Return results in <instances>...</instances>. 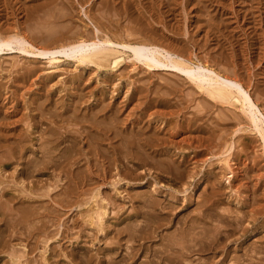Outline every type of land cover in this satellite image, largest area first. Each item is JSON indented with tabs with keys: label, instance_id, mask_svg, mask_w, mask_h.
I'll use <instances>...</instances> for the list:
<instances>
[{
	"label": "rangeland",
	"instance_id": "1",
	"mask_svg": "<svg viewBox=\"0 0 264 264\" xmlns=\"http://www.w3.org/2000/svg\"><path fill=\"white\" fill-rule=\"evenodd\" d=\"M38 1L39 0H36V1L35 0H20V1L19 0H16V1L15 0H6V1L0 0V33H10V31H12V32L17 31L21 35L24 34L23 36L26 39L24 42L23 41L14 42L9 47H4V49L0 51V98H1L0 102H2V103H0V118H1L0 122L3 120L4 122L2 121L3 123L1 126L6 128V129L5 128L1 129L0 132H3L6 135L11 134L10 136H12L13 133L16 134V131L19 130V132L17 134L25 135L24 133L28 134V132H29L30 136H28V137H31L30 139L27 138V140H29L28 142H30V143H28L26 141V144L24 146H27L26 148H28V149H26V148H24V150L22 149V151H26V152H22L24 154L22 155L21 159H20V155H18V153H15L10 158L11 160H9V159L7 160V157L10 156V155H8L9 153L7 151L10 150L12 152V149L10 147H12V145L16 144V138L15 137L17 134L15 136H12V138L9 137L11 139V141L8 138V140L6 139V140L0 142V148H1L0 151L2 150V152H0V158H2L3 154H5L4 158H2V160H7V163H8V165L5 167L0 165L1 166L0 167V174H1L0 181L3 178L1 183H0V188L4 191V194L2 196H0V202L5 201V203H3V202H1L2 204L0 203L1 204L0 208L2 205H3L2 209H4L3 207L8 206V208L6 207L7 210H5V211L9 212V213H6L7 215L5 216V221H8V219L11 220V222L8 221V222H5V224H1V226L6 225L5 227L0 226V228H2V230L5 228H7V229L5 230V232H4V230L2 231V232H4L3 234L0 233V239H1L0 241L1 242L5 241V239H8L9 235L12 234L11 238H9L10 242L8 241L7 243H5V246H4L5 250H3L4 248L2 249V247L0 246V248L2 250L1 251L2 253L0 252V261H1L0 264H9L11 262L10 256L8 257V255H10V254H8L7 251H12L14 249L15 250H22V247L20 245L21 240L23 242V243H21L22 246L24 244L28 247V249H30V250L33 249L32 252H30V250H29V253L31 255L28 253L27 259H30V260L33 259L35 261L34 264L36 262H38V264H40V263H42V264H44V263L45 264H47V263L55 264V262H56V264H67V262L70 264H81V263L87 264L86 260L88 261V263L90 262L89 264H120V263L124 264L122 257H124V255H125V257H128V254L131 250L134 251L135 248H137L138 246L140 247L139 243H143V246H145V247L147 246V247L144 248L145 251L144 250L138 251V253L135 255V262L136 263L135 262L133 263V264H140V263L142 264V262L147 261L150 258L149 256L155 248H156V250L157 249L158 250L163 249V244H164V248H165V244H167L166 245V251L168 250L167 252H171L172 251L171 248L168 247L169 243H171L170 245H173L174 247L173 246L172 247L175 249V247L178 248L181 245L186 244V242H189V244H191L193 242L196 243V240L200 241L201 239H204V237H206L204 235H208V237H206L204 239L206 241L210 240V238H213L214 235H217L218 239L217 238L216 239L218 241V246H219L217 250H219V251H217L215 254H213L212 251H208V250L205 251L204 250V251H202L204 254L202 252L197 253L198 255L194 254L193 256H191L192 260H193L192 264H197V263L198 264H203V263L207 264L208 261H210L211 259L213 260L214 258H215L214 261H216V259H219L218 257H220L222 250H224V251L229 250V253H231L229 259L232 257V255L233 256L237 255V256L241 257V259L239 260L241 262H239L238 264H240V263L241 264H247L249 262L250 257L247 255L245 256L243 254L244 252H247V254H249V255L252 252L253 256H255V257L252 256L250 258V260H253V262H255L256 259L260 256L261 258L259 257L257 259V263L262 261L261 264H263L264 262L262 259L264 258V254H263L264 253V219H263L264 218V206H262V205L264 204V200H263L264 199V193H263L264 192V183H263L264 182V180H263L264 179V153H263V148H262V140L259 137V134L256 132V130L254 128H252L253 125L249 123V120L247 118V115H246L247 110L244 108V110L241 111L240 106L236 102L230 103L231 105L230 104L228 105V103L225 104L222 102L220 103V101L216 102V100H214V99L211 100L212 98H210L206 93H204L205 91L199 90L195 86V84L192 81H190L189 78H187L188 77L187 75L179 72V70H177L175 68H172L170 66H164V65H159V66H156L155 68L154 67H148L144 64V62H143L144 58H142V57H141L142 59L140 58L141 60L139 62L136 61L135 59H133L132 56H129V54L131 53L132 50L130 48H128L127 46H122V43H124L125 45L131 44V46H136V43H137L136 41H138V40L139 41H145V42L149 41L150 43L159 45L165 49L168 48L167 51H165V50L161 51V57H163L162 55L164 53V55H165L164 57L167 58V59H165L163 57L162 58L163 60L169 61L170 59L177 57V58L184 59L186 61H193V62H195V64L193 63L194 68H195L196 63L200 64L202 62V63L209 65V67H211L213 69L215 68L214 70H217V71L224 73V74H228L230 77H235L239 81H241L242 84L244 83L243 86L245 87V89H247L248 93L251 95V97L254 99V101H256V104L259 105V107H261V110H264V72H263L264 71V49H263V47H264V40H263V38H264L263 37L264 36V34H263L264 33V28H263L264 22H262V24L260 23L261 20L264 21V19H262V18H264V12H263L264 11L263 10L264 9V0H262V1L261 0H258V1L254 0L255 3H253L254 2L253 0L252 1H250V0H242V1L241 0L240 1L239 0H166V1L165 0H116L115 2H114V0H111L110 2H109V0H56V2H58V3L54 2L55 0H53L52 4H50V5L48 3H50L52 0H50V1L49 0H45V1L40 0L41 2L40 1L38 2ZM59 1H61V2H59ZM62 1L65 3H63ZM159 1H161V2H159ZM162 1L164 2L165 5L162 3ZM247 1H248V3H247ZM43 2H45V3L43 4ZM46 2H48L47 5H45ZM209 2H211V3H209ZM262 2H263V4H262ZM34 3H35V5H34ZM41 3L45 7L42 6ZM256 3H258V4H256ZM55 4H57V6ZM158 4H160V5H158ZM250 4H252V5L254 4L253 7L255 9L251 8L252 5H250ZM23 5H24V7H23ZM30 5H31V7H30ZM38 5L40 6V9L43 7L41 9L42 11L39 9ZM64 5H65V7H63ZM261 5H263V7ZM34 7H37V10H40V11H37L36 8H34ZM59 7H61V8H59ZM168 7H169V9H168ZM257 7L259 8V10H256V9H258ZM238 8H239V10H238ZM250 8H251V10H249ZM32 9H34V10H32ZM31 10H32V13H31ZM52 10H53V13H52ZM54 10H55V12H54ZM252 10H253V13H251ZM258 11H260V12H258ZM26 12H28V14ZM35 12L36 13L39 12V13L36 14ZM30 13L32 14V16L30 15ZM63 13H65L67 15L68 20L64 19V18H66L65 14H64V17H62ZM259 13L263 14V15H260ZM50 14H52V15H50ZM57 14L60 18L57 16ZM257 14H259V15H257ZM55 15L57 16V18ZM252 15H254V17L258 18L259 20L258 19L256 20V18L251 17ZM23 16L24 17L26 16V17L24 18ZM37 16L38 17L40 16V18H39L40 20L38 19ZM48 16H50V17L52 16V19L53 18L54 19L50 20V17H48ZM218 17L221 19H219ZM32 18L35 21L31 20ZM251 18H253V22H256L255 24L252 22ZM26 19H28V20H26ZM59 19H60V21H59ZM54 20L57 22H55ZM213 20H216V21H213ZM44 21H45V23H44ZM258 22L262 26L261 25L259 26ZM218 23H219V25H218ZM220 23H222L223 25ZM215 24H217V25L215 26ZM64 25H65V28L67 26V29L70 30L69 33L64 28ZM249 26L254 27V28L256 27L257 30H259V29L260 30L258 32L256 29H254V28L251 29V27H249ZM7 27H9V30ZM10 27H12L13 29L11 28V30H10ZM16 27L19 29H17ZM148 27H149V30L147 29ZM207 27L208 28L210 27L209 28L210 30ZM259 27H261V28H259ZM151 28H153V30ZM226 28H228V30H226ZM41 29L42 30L44 29V30L42 31ZM38 30H41V31H38ZM59 30H61V32H58V34L60 33L62 35L65 32L62 36L59 35L61 38L59 37L58 40H60V41L57 40V37H58L57 31H59ZM62 30H63V32H62ZM212 30H214L215 33ZM253 30H254V33H253ZM27 31H28V33H27ZM49 31L52 33H50ZM216 31H218V32H216ZM250 31H252V32H250ZM260 31H262L263 33H261ZM30 32H33V33L30 34ZM39 32H42V34H44V37ZM256 32H258L259 35L260 34L263 35V36L260 35L262 38L257 36L258 34ZM53 33L54 34L56 33L55 34L56 36ZM213 33L215 35H213ZM255 33H256V38H255ZM32 34H33V36H32ZM235 34H236V36H235ZM36 35H40L41 38L43 37V39L41 40L40 36L36 37ZM45 35H47V36H45ZM49 35H51V36L49 37ZM52 35H54V36H52ZM79 35L87 37L88 38L87 43H92L94 40H97L98 37L100 38V37H104L106 35L107 37H109L112 40L111 43H106L107 45H105L104 43H98L96 45V47L97 48L102 47V45L104 47L105 46L107 47L109 45L110 47L108 46L107 48H113V50L116 49V50L120 51L119 54L123 57V60H121V62L116 66H114L112 61H110V60H109L110 62L109 61L108 62H106V61L101 62L98 65L95 63H91V62L90 63L89 62H86V63L82 62L81 63V62L75 61L71 55L65 56L63 53H56L55 54L56 57H59L60 59H66V61H64V63L62 64V66L60 68H54L51 64H49V60L51 57L50 54L36 55V53H30L29 51H23V49H24L23 47H25V48L28 47V46H26V45H28L26 41H29L30 43H33L35 45H39V44L44 45L47 43L50 45V47H52L53 45L57 46L60 43H62L64 41H68V39L69 40L73 39L74 37L79 36ZM130 35H132V36H130ZM228 35H230V36H228ZM30 36H32V39H30L31 38ZM34 36L36 37V39ZM47 37H48V39H47ZM54 38H55V41H53ZM65 38H67V40ZM44 39L45 40L47 39V40L45 41ZM50 40H51V43L53 42V44L48 43V42H50ZM130 40H131V42H130ZM133 40H135V41H133ZM33 41L34 42L38 41V42L36 44ZM213 41H215V42H213ZM222 41L224 43H222ZM234 41H235V43H234ZM22 42L25 45V46L23 45V47L21 46ZM39 42H41V43L43 42V43L41 44ZM54 42H56V43H54ZM256 45L259 46L260 48L257 47ZM28 48H30V47H28ZM253 48H254V50H253ZM66 52H70V51L66 50ZM221 52H223V53H221ZM258 53H260V54H258ZM176 55H178V56H176ZM101 66H103V67H101ZM195 70H196V68H195ZM28 71H29V74H28ZM106 72H107V74H105ZM192 73H193V71L191 72V74ZM20 74L21 75L23 74L22 75L23 77ZM19 75H20V77H19ZM26 76H27V78H26ZM23 84H24V86H23ZM111 84H113V85H111ZM39 88L40 89L42 88V89L40 90ZM15 89H16V91H15ZM17 89H20V90L18 91ZM39 90L41 93L39 92ZM43 91H45V92L48 91V92H46V93H48L47 96L45 95L46 94L45 92H44L45 94L43 93ZM90 92H92V94H90ZM22 93H23V95H22ZM28 93L31 94V96ZM20 94L23 96L22 99L19 97V96H21ZM32 94L34 95V97H32L33 96ZM73 94L74 95L76 94V95L74 96ZM136 94L138 96H136ZM12 96L14 99L12 98ZM50 96H51V98L53 97L52 101L50 99ZM80 96H81V98H80ZM4 97L5 98L7 97V99H5ZM46 97H48V98H46ZM3 98H4V100H3ZM8 98H10V99H8ZM33 98H34V100H33ZM36 98H40L39 99L40 102ZM73 98H75V99L73 100ZM77 98L79 100H77ZM82 98H83V101H82ZM100 98H101V101H100ZM255 98H257V99H255ZM28 99L31 100L32 102L29 101ZM41 99H42V102L43 101L45 102V103L43 102L44 104H41L42 103ZM47 99L48 100L50 99L49 100L50 103L47 101ZM11 100H13L12 101L13 104L11 103ZM22 100L26 101V103ZM54 100H56V105H53V104H55ZM70 100L72 101L73 104H71ZM75 100H77L76 102H78L77 106H76V102H74ZM204 100L208 103H206ZM79 101H82V102H79ZM46 102H48V103H46ZM20 103H22V104L19 106ZM58 103L59 104L64 103V104L63 105L60 104V106H59ZM68 103H69V105L71 104L73 107L72 106L70 107L68 105ZM79 103H80V105L78 106ZM95 103H97L98 105H96ZM99 103L101 105H99ZM203 103H204V105H203ZM5 104L6 105L8 104L7 106L9 107V109ZM57 104H58V106H57ZM105 104L107 107L103 106ZM132 104H134V105H132ZM108 105H109V108H108ZM13 106H15V107H13ZM24 106H26L25 109H24ZM47 106L49 107V109H47L48 108ZM50 106H51V108H50ZM52 106H54L55 109ZM55 106H57V107H55ZM80 106H82L84 108H82ZM88 106H90V107H88ZM100 106H101V108H99ZM31 107L37 111L33 112L32 111L33 109ZM61 107L63 108V110ZM74 107L78 108L77 110L80 109L79 111H81V112H79L77 110H73V109H75ZM102 107H104V108H102ZM237 107H238V109H237ZM3 108H4V110H3ZM22 108L24 110H22ZM56 108H58V109H56ZM85 108H87L86 111H85ZM92 108H93L94 112L98 108L101 109V111L98 109V111H96L98 113L96 114V112H95V114H93V112L91 113ZM44 109H46V110H44ZM111 109H113V110H111ZM18 110H19V112H18ZM21 110L26 112V114H24V117H23V112ZM39 110H40V112L42 111L41 115H40ZM43 110H44V112L46 111L45 114H44ZM209 110H210V112H209ZM231 110H232V112H230ZM11 111H12V113L14 112L15 114L14 113L12 114ZM54 111H58V112H54ZM111 111H112V114H111ZM134 111H136V112H134ZM202 111H203V113H202ZM20 112L22 114H19ZM47 112L52 113V115H50V117H49V113H47ZM77 112H78V115H77ZM85 112H86V115H85ZM199 112L202 114H200ZM34 113L36 114V116ZM38 113H39V115H38ZM65 113H67V114H65ZM71 113L75 114L76 117L75 116L73 117V114H71ZM81 113H83L84 115ZM145 113H147V115ZM2 114H4L5 117ZM43 114H44V116H43ZM80 114H81V116H80ZM103 114H105V115L103 116ZM207 114H208V116H207ZM243 114H244V116H243ZM47 115H48V118L46 117ZM61 115H63V116H61ZM69 115H72V116H70V117H72V119L69 118ZM94 115H97V116L95 118H91ZM101 115L103 117H105V121L103 120L104 118ZM20 116L22 117L23 121L21 120ZM83 116L84 117L88 116L87 118L86 117L85 118L89 119V117H90L93 121H91L90 119H89L90 121L86 120L85 118H84L85 120L84 119L79 120V118H83ZM114 116H116L115 117L116 119L113 118ZM118 116L120 118H117ZM146 116H148V117H146ZM201 116H203V117H201ZM221 116H222V118H221ZM224 116H226V117H224ZM12 117H14V118H12ZM27 117H28V120H26ZM35 117H37V120L35 119ZM195 117L197 119H195ZM6 118H8L9 120H7ZM29 118H31L30 121H29ZM111 118H113V119H111ZM136 118H138L139 120L138 119L135 120ZM34 119L36 120V122L38 121V123H35ZM58 119H59V122L61 120L62 121L59 123V122H57ZM100 119L102 120V122H100L101 121ZM109 119H111L112 121ZM25 120L27 122H32V121L33 122L29 123L30 125H27V122ZM65 120H67V121H65ZM106 120H108V123L109 122L110 123L108 124ZM24 121H25V123H24ZM82 121L84 122L83 124H82ZM85 121H89V122L85 123ZM95 121H96V124H94ZM134 121L135 122L137 121L136 124ZM5 122H6V124H5ZM69 122H70V124L73 122L72 126H69ZM11 123L13 125H11ZM15 123L17 126L16 125L14 126ZM91 123H93V125ZM122 123H124V124L126 123V124L124 125ZM139 123H141V124H139ZM8 124L10 126H8ZM43 124H44V127L47 128L46 130L43 126H42V129L40 128L41 125H43ZM105 124H107V125H105ZM113 124H114V126H113ZM204 124H206V125H204ZM81 125L82 126L86 125V126L82 127ZM94 125H97L98 130H97V128H95L96 126H94ZM120 125H122L124 127H122ZM126 125H127V127H126ZM31 126H32V128H31ZM38 126H39V128H38ZM107 126H108V128H107ZM188 126H189V128H188ZM17 127H18V130H17ZM20 127H22L23 130H21ZM87 127H89V128H87ZM8 128H11V130H8ZM24 128H26V129H24ZM66 128H68L67 131H66ZM79 128H80V130H79ZM90 128L91 129L94 128L97 131V134L94 133L93 131H95V130H93L92 132L94 134L92 135V132H90L91 130H89ZM99 128L101 130H103V132ZM174 128L176 131H174ZM59 129H61V130H59ZM81 129H83L82 132H81ZM107 129H108V131L106 132ZM109 129L111 130L112 133L114 132L116 135L114 133L112 134L109 131ZM153 129H154V131H153ZM3 130H5V131H3ZM6 130H8L9 133H8V131L6 132ZM37 130H39V131H37ZM57 130H58V133H57ZM69 130L71 133L69 132ZM99 130L101 131V134H100ZM114 130H116V131H114ZM131 130H132V132L137 131V132H135V133L133 132V133L134 134L138 133V134L134 135L133 133H130ZM150 130H151V132H150ZM161 130H162V132L167 131V130L168 131H167V133L164 132V135H161V133H162ZM74 131H76L77 133L75 134ZM126 131H127V133H126ZM34 132H35V134H34ZM36 132H38V133H36ZM44 132L47 133V135H49L48 133L51 132L50 134H52V135L50 137L47 136L48 138H46L45 137L46 134ZM84 132H86V133H84ZM88 132H90V133L88 134ZM146 132H147V134H145ZM152 132H154L155 134L153 133L154 135H151ZM102 133H105L106 136L103 135ZM122 133L123 134L125 133L126 136H124L125 134L123 135ZM40 134H42L41 136L43 138L40 136ZM57 134L58 135L61 134L59 137L60 140H59ZM74 134H75V137L77 136L76 138H74V136H73ZM95 134L97 135L96 138H95V136H96ZM107 134L110 137L112 136L113 138L112 137L109 138V136ZM121 134L123 136H121ZM69 135L71 138H68ZM79 135H82V136H79ZM85 135H86V137H88L87 139H90V140L86 141ZM140 135H141L142 139L140 138ZM148 135H149V137H148ZM186 135H187V137H186ZM90 136L94 137L93 138L94 141L95 142L97 141L98 143H95L91 139L92 137H90ZM99 136H101L102 138L106 137L103 140L107 139L108 141L107 140L102 141V139ZM127 136L129 138H131V136H132V138L129 140V138ZM164 136L166 137L165 139H164ZM40 137H41V139H40ZM55 137L57 140L55 139ZM83 137H85V138H83ZM98 137H99V139H98ZM122 137L124 139H121ZM125 137H127V138H125ZM146 137L149 138V141H148V139L144 140V138H146ZM155 137L156 138L158 137L157 139H160V140H157ZM176 137H178L179 139ZM49 138L50 139L52 138V139L50 140ZM53 138H54V140H53ZM61 138L63 139V141ZM78 138L81 141H79ZM116 138H118V139H116ZM150 138H153V139L155 138L156 141L153 139H152L153 140L152 141ZM36 139H39V140L37 141ZM43 139L47 142H45ZM69 139H70V141H68ZM72 139H73V142H72ZM75 139H77V140H75ZM84 139H85L86 143H85ZM125 139H126V141H125ZM171 139H172V141H171ZM216 139H217V141H216ZM128 140L130 141V143H133L131 146H130ZM132 140L135 142H133ZM140 140L142 142H140ZM165 140H166V142H168L167 144H166ZM192 140H193V142H192ZM7 141H10V142H8L9 144L7 143ZM50 141H54V143H51ZM89 141H91V142H89ZM118 141H120L121 144ZM146 141H148V143ZM154 141H155V143H154ZM160 141H161V143L163 142L162 143L163 145L160 143ZM178 141H180L181 145ZM190 141H191V143H190ZM4 142H6V143L4 144ZM42 142L43 143L45 142L44 145L47 146L48 148L46 147V149H45L44 148L45 146L43 144L41 145ZM48 142L50 145L48 144ZM56 142H58V143H56ZM88 142L91 143L92 145L87 144ZM116 142H117V144H116ZM139 142H140V144H139ZM144 142H146V143L144 144ZM157 142L160 143V145ZM35 143H36V145H38L40 143V145L37 147V146H35ZM93 143H95V144H93ZM150 143H151V146L154 144L155 145L150 148V145H149ZM58 144H59V146H58ZM70 144H72V146ZM101 144H103V145L101 146ZM115 144H116V146L118 145L117 147L120 146L119 150H117L118 148L115 146ZM135 144H136V146H135ZM138 144H139V146H137ZM182 144H184L183 147H182ZM77 145L79 148L81 147V149H77L76 148ZM121 145L122 146L125 145V146L122 147ZM188 145H190V146H188ZM1 146L2 147L5 146V147L9 148V150H7V148L4 147L7 150L6 151ZM40 146L41 147L43 146V147L41 148ZM61 146H63V147H61ZM87 146L88 147L92 146L91 147L92 149L88 148ZM185 146H187V147H185ZM33 147H35L37 152ZM51 147H53L54 150ZM86 147L89 150L86 149ZM93 147H94L95 152L93 150ZM103 147H105V148H103ZM144 147H146V148H144ZM173 147H174V149H172ZM39 148H40V150H38ZM43 148H44V150H43ZM58 148H60L59 152H58V150H59ZM72 148L73 149L75 148L74 151L75 152L77 151V152L76 153L73 152ZM108 148H109V150H108ZM129 148H132V150L131 149L128 150ZM143 148L147 149V152L144 153L145 156L142 157V155H143L142 152L146 151V150H143ZM168 148L170 151L168 150ZM175 148L177 149V151L175 150ZM184 148L186 149V151ZM48 149H50L48 152L50 154V157L45 152ZM61 149L62 150L64 149L63 150L64 152H62ZM96 149H98V150H96ZM106 149H107V151H105ZM112 149H113V151H112ZM149 149H150V151H149ZM154 149H155V151H154ZM27 150H29V151H27ZM99 150H100V152H99ZM116 150L119 152L116 153ZM120 150H122L123 152H121ZM160 150H164V151L160 152ZM188 150H190V151H188ZM40 151H41V153H40ZM50 151H53V152L51 153ZM71 151H72V153H71ZM81 151H83L82 154H81ZM84 151L87 154L88 153L89 154L87 155ZM91 151H92V153H91ZM157 151H158V153L160 152L159 153L160 155H158ZM11 152H10V154H11ZM32 152H35V153H32ZM56 152H58V155L55 154ZM124 152H127V153L124 154ZM138 152H139V155H137ZM1 153H2V155H1ZM30 153H32L33 156H31L32 154H30ZM60 153L62 154L63 158H62ZM69 153L72 155H70ZM95 153L98 154L99 159L96 158L97 155ZM101 153L103 154V156ZM118 153H120V154H118ZM121 153H122V155H121ZM148 153L151 154V155H149V157L147 156ZM155 153H157V154H155ZM166 153H168V154H166ZM170 153L173 155H171ZM43 154H45L44 156L49 157V163L52 165L51 166L49 164L50 169L48 167L47 168L49 170H47L46 167L41 168V165H40V168H38L40 171L37 169V171L35 170L33 172V170H32L29 174H22V177H21L20 171H21V168L23 167L22 166L23 160L28 159V158L30 159V157L32 159L34 157L33 159L35 161V160H37V158L42 157ZM51 154H52V156H51ZM59 154H60L61 158H60ZM93 154H94V156L92 158L91 155H93ZM127 154H128V156H127ZM140 154H142V155H140ZM181 154H183V156ZM190 154H191V157H189ZM24 155H26L25 157H28V158H25ZM35 155H36V157H35ZM105 155H107L108 157H106ZM110 155H112V156H110ZM157 155L159 158L157 157ZM161 155L164 157L162 158ZM17 156H19V158ZM67 156H69V157H67ZM70 156H71L72 160L70 159ZM109 156L113 159H110ZM138 156H140V157L138 158ZM225 156H229V164H230L229 166L230 167L226 166L222 160L223 157H225ZM82 157H84V158H82ZM87 157H88V160L86 159ZM114 157H117L118 160L121 157L122 159H120V160H122V162L124 164H122L121 161L114 160ZM154 157L156 158L155 160H154ZM176 157L179 159H177ZM51 158L57 159V160L55 159V163H54V160H52ZM59 158H60V161H62V163L60 161H58ZM130 158H132V159H130ZM174 158H176V159H174ZM50 160H52V161H50ZM194 160H196V161H194ZM11 161H14V163ZM106 161H107V163H106ZM111 161L114 164L113 166H112V164H110ZM139 161H141V162H139ZM152 161H154V162L159 161V162H157V164H155ZM16 162H18V164ZM52 162H53V164H55L54 166H53ZM69 162H70V164H68ZM101 162L103 163L104 166L102 165ZM132 162H136V163H132ZM150 162H152L151 163L152 165L150 164ZM172 162L175 164H173ZM178 162H179V164H178ZM15 163L17 166L14 165ZM116 163H118V165ZM139 163L140 164L142 163L141 167L139 166L140 165ZM185 163L187 164V166ZM60 164H62V165H60ZM66 164H67V166H64ZM71 164L74 166H72ZM133 164L135 166H137V165L138 166L135 167ZM145 164H146L147 168L145 167ZM13 165H14V168H13ZM123 165L125 166L124 169H123V167H124ZM130 165L132 167H130ZM50 166L55 167V169L51 168ZM59 166H60V168H59ZM114 166L115 167L117 166V167L115 168ZM149 166H150V168H149ZM56 167H58V168H56ZM66 167H69V168L66 169ZM159 167H160V169H159ZM108 168H109V170H108ZM130 168L132 169L131 172H130ZM133 168L135 170L134 173H133ZM161 168H163V169H161ZM175 168L179 169L178 171L182 172L183 174L179 173V172L176 173L177 169H175ZM235 168H236V170H235ZM3 169H4V171H3ZM6 169H9V170H6ZM53 169H54V173H51V172H53ZM56 169L57 170L60 169L61 172L59 170H58L59 173L56 172L57 171ZM181 169H182V171H181ZM232 169H233V171H232ZM13 170H14V174H13ZM125 170H127L126 171L127 173L124 172ZM65 171H66V173H65ZM67 171H69V174H70L69 176H68ZM83 171H85V172H83ZM96 171L98 172V174H96L97 173ZM118 171H119V173H118ZM162 171L164 173L170 172L171 174L170 173H169L170 175L166 174V173L162 174L163 173ZM1 172H3V174ZM62 173H64L63 174L64 178H63V176H61ZM110 173H111V175H110ZM172 173H173V175H172ZM31 174H32V176L29 177V175H31ZM53 174H55V175H53ZM65 174L68 177H66ZM80 174H82V175H80ZM129 174L131 176H129ZM141 174H142V176H141ZM156 174H157V176H156L157 178L155 177ZM176 174L177 175L180 174V176L177 177ZM191 174H193V175H191ZM50 175H53V176L50 177ZM75 175H76L77 179H75ZM160 175H161V177H160ZM258 175H260V176H258ZM13 176H14V178H13ZM33 176H35V177H33ZM42 176H44V177H42ZM72 176H74V178ZM26 177H27V180H25ZM28 177L30 180H32V183L29 182L30 180L28 179ZM38 177H40V178H38ZM92 177H93V180H92ZM6 178H9L8 179L9 181ZM22 178H24V179H22ZM94 178L95 179L97 178V179L95 180ZM11 179H12V181H11ZM63 179H66V180H63ZM81 179H82V181H81ZM16 180L18 182H15ZM59 180H61V181L58 182ZM210 180L212 183L210 182ZM7 181L8 182L11 181L12 183L11 182L10 183L14 184V185H11ZM37 181H38V183H37ZM64 181L67 182L68 184L65 183ZM3 182H5V183L7 182V186L4 185L5 183H3ZM81 182H83V184ZM78 183H80V184H78ZM8 184H9V186H8ZM45 184H46V186H45ZM49 184H50V186H47ZM2 185L4 188L2 187ZM22 186H23V188H22ZM27 186L29 187V190H28ZM42 186L44 188H42ZM18 187H21L22 189L18 188ZM24 187H26L25 190H24ZM36 187H37V189H35ZM59 187H60V189H59ZM75 187H76V189H75ZM79 187H80V189H79ZM11 189L15 190V191H12ZM38 189H39V191H38ZM98 189H99V191H98ZM232 189H233V191H232ZM49 190H51V191L49 192ZM236 190H238V191L236 192ZM155 191H157V192H155ZM67 192H69L70 194ZM71 192H72V194H71ZM32 193H34L33 197L29 195V194L32 195ZM252 193H253V195H252ZM13 195H14V198H12L13 199L12 200L11 197ZM26 195L30 196V197H27ZM34 195H36V196H34ZM1 197H3L4 199ZM18 197L21 198V200ZM205 197H207V199ZM6 198L10 199V200L8 201ZM70 198H71V200H70ZM150 198H152L153 201L155 200L157 204L155 203V205H154L155 201L152 202V199L150 200ZM157 198H159V199H157ZM242 198H243V200H242ZM60 199H61V201H59ZM209 199L211 202L208 201ZM211 199L212 200L214 199L213 200L214 204H213V201ZM28 200H30V201H28ZM146 200L148 202H146ZM149 200H150L151 204L149 203ZM206 200L209 202V204H210L209 206H208ZM38 201H40V203L42 201V203H41L42 205L39 204ZM44 201H47V202H44ZM94 201H95V203H94ZM17 202L19 204H17ZM35 202L36 203L38 202V203L36 204ZM162 202H163V204H162ZM22 203H23L24 209L20 208V206L22 207ZM91 203H92V205H91ZM147 203L149 205H154V206H152V208L155 211L152 210V208H150V206ZM167 203H169L172 206H170L169 204L167 205ZM204 203H205V207H204ZM211 203L215 206H213ZM48 204H51V205H48ZM250 204H251V206H250ZM16 205H17V207H16ZM37 205L39 207L36 208L35 206H37ZM140 205L142 207H140ZM147 205H148V208H150V209L147 208ZM158 205H160V206H158ZM162 205H164V206L162 207ZM211 205H212V207H211ZM13 206L16 207L17 209L14 208ZM26 206H27V209L25 208ZM33 206H34V208H31ZM69 206H71V207H69ZM102 206L104 209L102 208ZM258 206H259V208H258ZM40 207H42V208H40ZM94 207H95V209H94ZM9 208L14 209L13 212H16V214L11 213ZM43 208H45V209H43ZM86 208H87V210H86ZM100 208H102V210H105V213L107 215L104 214L103 218H101V220H99L100 222H98L96 217H93L94 212L91 210H94V211L98 210V209L101 210ZM159 208H161L162 211ZM163 208L165 209V211ZM170 208H171V210H170ZM172 208L175 211H173ZM211 208H215V209L212 210ZM12 209H11V211H12ZM21 209L23 211L29 210L27 212H29V214L32 215L33 218H35L34 216L37 212H38L39 216H37V214H36V218L34 220L32 218V216H30L26 211L24 213L21 212L22 211ZM31 209H32L33 213L31 212ZM33 209L35 211H33ZM48 209H50V210H48ZM138 209H140V210H138ZM158 209L160 212L158 211ZM202 209H205V210H202ZM208 209H210V211ZM137 210H138V213H137ZM143 210L149 211L150 213L146 212V211L144 212ZM17 211L19 212V214L21 216H22V214L26 215V213L28 215H26V216L23 215V217H25V218H23V220H22L21 216H19V218L17 217V219H16V216L19 215ZM152 211L154 213H156V212H159V213L152 215V213H153ZM167 211L169 213H167ZM200 211H202V212H200ZM205 211H206V213H205ZM210 212L212 213V215L214 213V215L211 216ZM10 213L13 214L14 217ZM45 213H47V214H45ZM135 213L138 216H136ZM160 213H162V214L165 213L164 214L165 215L164 221H162L163 215ZM8 214H9V216H8ZM88 214H89V216L86 217ZM231 214H232V217H231ZM243 214H244V216H243ZM10 215L13 218L10 219ZM167 215L169 216L170 219H166V218H168ZM220 215H223V216H220ZM249 215L253 219H251L249 217ZM28 216H30V218ZM214 216L215 217L217 216V217L215 218ZM26 217H28V218H26ZM40 217H41V219H40ZM142 217H144L145 219L144 218L141 219ZM149 217H150V219H149ZM157 217H160V218H158L159 220H156ZM213 217H214V219H212ZM31 218H32V220H31ZM42 218L45 219V220L43 219L44 222H43ZM69 218L71 220H69ZM73 218L75 219V221ZM183 218L185 219V221ZM210 218L212 220H210ZM220 218H223L224 220L227 219V220L221 221ZM25 219H26V221H25ZM28 219H29V221L27 222ZM38 219L41 220L42 222H40ZM147 219H149V220H147ZM193 219H194V221L192 222ZM196 219H198L199 221ZM235 219H237L236 220L237 222L235 221ZM90 220H92V221H90ZM141 220H142V222H141ZM168 220H169V222H168ZM202 220H203V222H201ZM18 221L19 222L21 221L20 224L17 223ZM56 221H58V222H56ZM64 221H66L65 223L67 224L68 227L66 226ZM145 221L149 222V224H151V225L155 224L154 227L150 226ZM175 221H178V222H175ZM179 221H181L182 223H180ZM196 221H198V222H196ZM14 222H16L15 227L13 226V225H15ZM50 222L53 225L49 224ZM102 222H103V224L101 225ZM135 222L137 225L135 224ZM143 222H144V225H143ZM150 222H154V224H152ZM166 222H168V223H166ZM190 222H191V224H190ZM200 222L203 224H200ZM223 222L224 223L227 222L228 224L227 223L224 224ZM257 222H259V223H257ZM0 223H2L1 219H0ZM22 223H24L23 228L26 225V227H25L26 229L24 228L25 231L22 229V226H21ZM25 223H27V224H25ZM54 223L55 224L57 223L56 224L57 226ZM58 223H59V227H58ZM204 223H206V224L210 223V224L204 225ZM218 223H220L219 226L217 225ZM232 223H234L235 225ZM17 224H19L20 229L19 228L17 229V227H18ZM39 224H40L39 229L42 231V229L45 228L44 230H46V233H45V231H43L41 233V231L38 229L40 231V233H39V231L36 230V228H38L37 225H39ZM76 224H78V225H76ZM145 224L146 225L148 224L149 227H148V225L145 226ZM195 224H197V225H195ZM31 225H32V227L34 225H36L37 227L35 226L32 228ZM43 225H44V228L42 227ZM64 225H65V227H64ZM79 225H81V226H79ZM140 225H142V226H140ZM202 225H204L206 228H203ZM231 225H232V227H231ZM253 225H255V226L257 225L256 226L257 228L254 227ZM9 226L11 229H12V227H14L17 230L13 228V230L15 231L14 232L13 230H11L9 228ZM133 226H135L136 228H138V226H139V229H136ZM177 226H180L179 227L180 232L182 230H185L184 232L188 233V235L185 233L186 234L185 236L188 237L187 239L181 240L179 238L178 233H180V232H179V229L176 228ZM181 226H183V227L185 226V227L183 228ZM192 226H194L193 228H195V229H193ZM196 226H198V227H196ZM213 226H216V227H214V230H212ZM224 226H226V227H224ZM41 227H42V229H41ZM48 227L51 228L50 229L51 232L48 231L49 230ZM52 227H54L55 229ZM157 227H158V229H157ZM189 227H191L192 229ZM242 227H243V229H242ZM27 228H29V229H27ZM58 228H59V230H56ZM68 228H69V230H68ZM70 228L72 229L71 231H70ZM124 228H125V230H124ZM129 228L131 229V231ZM148 228H150V229H148ZM153 228H155V229H153ZM186 228L189 229V231ZM197 228L200 229V230L198 229V232L200 231L199 233L197 232ZM215 228H218V229L221 228L222 230L216 229V231H218V232H215ZM33 229L35 230L34 231L35 233L33 232ZM97 229H98V231H97ZM116 229L119 232L117 231V233H116L115 232ZM120 229H123L124 231L120 230ZM127 229H129V231ZM135 229L137 232L135 231ZM145 229H147V230H145ZM151 229H152V231H151ZM204 229H205V233H208V234L202 233L203 232L202 230H204ZM232 229H234V232L232 231ZM19 230H21V231H19ZM22 230H23L24 234H23ZM63 230L65 231V234H64ZM144 230L149 231L148 233H150V234L154 233L155 231H157L158 233L155 232V234H153V236L151 235L152 237L150 236V234L148 236H145L146 234H144V239H142L143 242L141 241L142 237L137 236L138 237V239H137V237L135 236L136 237V239H135V238L130 236L131 232L132 233L134 232L133 234L136 235V234H139L138 232H140V234H141V232H144ZM192 230H194V232ZM228 230L232 233V234L230 233L231 235L229 234ZM7 231L8 232L12 231V232L8 233ZM54 231L56 234L53 233ZM56 231H58L60 233H58ZM68 231H70V232H68ZM225 231H227V232H225ZM19 232H21V233H19ZM27 232H29V233H27ZM120 232H121V234H120ZM122 232H123V234H122ZM127 232H129V234L126 235ZM173 232L174 233L177 232V233L174 234ZM192 232L194 233V235ZM219 232H220V234H217ZM5 233H8V234H6L8 236H6ZM13 233H15V234H13ZM69 233H71V234H69ZM195 233H198V234H195ZM201 233H202V235H201ZM209 233L211 235L214 233L215 234L210 237ZM222 233H225V235ZM38 234L40 235V237ZM61 234H62V236H60ZM1 235H2V237H1ZM29 235H30V239H29V237L26 238ZM45 235H46V237H44ZM57 235L59 237V240H58ZM68 235H69V237H68ZM122 235H124V236H122ZM173 235H175L174 236L176 238L175 241H174L175 238L173 237ZM195 235L197 237H199V240ZM18 236H20V237L17 238ZM54 236H55V238H54ZM63 236H64V238H63ZM201 236L203 238H201ZM34 237L35 238L37 237V238L34 239V241H32ZM52 237L56 241L53 240ZM125 237L126 238L128 237V240H126ZM153 237H156V238H153ZM2 238H4V240ZM24 238H26V239H24ZM122 238L125 239L124 240V241H126L125 244H123L124 241ZM172 238H173V240H172ZM194 238H196V239H194ZM39 239H40V241H39ZM47 239H50V240L47 241ZM216 239H214V240H216ZM225 239H227V240H225ZM24 240H25V242H24ZM43 240L47 241V245H45L46 241H43ZM111 240H113V241H111ZM136 240L137 241L139 240L138 243ZM190 240H191V242H190ZM224 240H225V242H224ZM58 241H61V242H58ZM75 241H77V242H75ZM168 241H169V243H168ZM172 241H174V242H172ZM177 241L180 244H178ZM182 241H183V243H182ZM27 242H31V243L27 244ZM36 242H38V243H36ZM222 242H224L225 245ZM10 243H12V244H10ZM18 243H19V245H18ZM52 243L54 244L53 246H52ZM108 243H109V246H108ZM119 243H120V245H119ZM133 243H134V245L135 244L136 245L134 246ZM6 244L8 246H6ZM29 244L32 245L33 248H31V246ZM34 244H35V246H33ZM49 244H51V245H49ZM60 244L62 245V247ZM39 245H41V246H39ZM43 245H45V246H43ZM64 245H66V246H64ZM78 245H80V246H78ZM226 245H227V247L224 248V246H226ZM106 246H107V248H106ZM111 246H113V249ZM51 247L53 248L52 249L53 251L51 250ZM66 247H67V249H66ZM132 247H135V248L133 249ZM152 247H154V248H152ZM221 247L224 249H221ZM247 247H248V249H247ZM36 248H37V250H35ZM59 248H61V251ZM63 248H64V250H63ZM126 248H127V250H125ZM6 249H7V251H6ZM41 249L43 250V252H41L42 251ZM91 250H92V252H90ZM148 250L150 253L147 252ZM48 251H49V253H48ZM85 251H86V253H85ZM112 251H114V252H112ZM220 251H221V253H220ZM261 251H263V252H261ZM89 252H90V254H89ZM36 253H38L37 254L38 256L36 255ZM41 253H42V255H41ZM43 253H45L46 255ZM93 253H95V254H93ZM122 253H123V255H121ZM140 253H141V255H140ZM143 253H145V255H142ZM52 254H53V256H52ZM116 254L119 257H117ZM262 254H263V257H262ZM44 255L47 257H45ZM85 255L87 256V258ZM147 255H149V256H147ZM29 256H30V258H29ZM34 256H35V258H34ZM54 256H56V257L54 258ZM113 256H115V258H113ZM41 257L44 258L43 259L44 261L42 260ZM96 257H97V259H96ZM116 257H117V260H116ZM143 257H146V258H143ZM152 257H153V255L151 254V258ZM209 257H212V258L210 259ZM6 258H7V260H6ZM77 258H79V259H77ZM139 258H140V260H139ZM206 258H207V260H206ZM22 259H24V257ZM22 259H21L20 263L24 264L25 260H22ZM5 260H6V262H5ZM100 260H101V262H99ZM46 261H48V262H46ZM200 261H202L203 263ZM205 261H207V263ZM231 261H233V260H231ZM164 263H166V262H162V264H164ZM186 263L191 264L189 262H186ZM228 263L230 264V262H227L226 264H228ZM10 264H13V263L11 262ZM258 264H260V263H258Z\"/></svg>",
	"mask_w": 264,
	"mask_h": 264
},
{
	"label": "bare ground",
	"instance_id": "2",
	"mask_svg": "<svg viewBox=\"0 0 264 264\" xmlns=\"http://www.w3.org/2000/svg\"><path fill=\"white\" fill-rule=\"evenodd\" d=\"M5 1H6V0H5ZM15 1H16V0H15ZM19 1H20V0H19ZM35 1H36V0H35ZM39 1H40V0H39ZM39 1H38V2H39ZM44 1H45V0H44ZM49 1H50V0H49ZM49 1H48V2H49ZM110 1H111V0H109V2H110ZM115 1H116V0H114V2H115ZM165 1H166V0H165ZM239 1H240V0H239ZM241 1H242V0H241ZM250 1H252V0H250ZM253 1H254V0H253ZM257 1H258V0H257ZM261 1H262V0H261ZM3 2H4V1H3ZM27 2H28V1H27ZM40 2H41V1H40ZM48 2H46L45 5H47ZM52 2H53V0H52L50 3H48V4L50 5V4H52ZM54 2H56V0H55ZM59 2H61V1H59ZM62 2H63V1H62ZM109 2H108V3H109ZM114 2H113V3H114ZM152 2H153V1H152ZM159 2H161V1H159ZM199 2H200V1H199ZM220 2H221V1H220ZM232 2H233V1H232ZM6 3H7V2H6ZM9 3H10V2H9ZM31 3H32V2H31ZM44 3H45V2H43V4H44ZM56 3H58V2H56ZM63 3H65V2H63ZM68 3H69V2H68ZM154 3H155V2H154ZM162 3L164 4L163 1H162ZM166 3H167V2H166ZM170 3H171V2H170ZM173 3H174V2H173ZM209 3H211V2H209ZM247 3H248V1H247ZM253 3H255V1H254ZM259 3H260V2H259ZM3 4H4V3H3ZM21 4H22V3H21ZM23 4H24V3H23ZM37 4H38V3H37ZM66 4H67V3H66ZM66 4H65V5H66ZM74 4H75V3H74ZM160 4H161V3H160ZM160 4H158V5H160ZM167 4H168V3H167ZM245 4H246V3H245ZM256 4H258V3H256ZM262 4H263V2H262ZM1 5H2V4H1ZM14 5H15V4H14ZM32 5H33V4H32ZM34 5H35V3H34ZM34 5H33V6H34ZM39 5H40V4H39ZM39 5H38V6H39ZM41 5H42V3H41ZM55 5L57 6V4H55ZM60 5H61V4H60ZM65 5H64L63 7H65ZM104 5H105V4H104ZM164 5H165V4H164ZM169 5H170V4H169ZM250 5H252V4H250ZM3 6H4V5H3ZM25 6H26V5H25ZM33 6H32V7H33ZM42 6H44V5H42ZM42 6H41V7H42ZM51 6H52V5H51ZM67 6H68V5H67ZM67 6H66V7H67ZM253 6H254V4L251 6V8H254ZM255 6H256V5H255ZM259 6H260V5H259ZM261 6L263 7V5H261ZM23 7H24V5H23ZM30 7H31V5H30ZM44 7H45V6H44ZM49 7H50V6H49ZM61 7H62V6H61ZM61 7H59V8H61ZM233 7H234V6H233ZM249 7H250V6H249ZM5 8H6V7H5ZM13 8H14V7H13ZM34 8H36V10H37V7H34ZM42 8H43V7H42ZM42 8H41V9H42ZM47 8H48V7H47ZM57 8H58V7H57ZM251 8H250L249 10H251ZM257 8H258V7H257ZM22 9H23V8H22ZM24 9H25V8H24ZM39 9H40V6H39ZM41 9H40V10H41ZM51 9H52V8H51ZM62 9H63V8H62ZM168 9H169V7H168ZM254 9H255V8H254ZM5 10H6V9H5ZM25 10H26V9H25ZM25 10H24V11H25ZM32 10H34V9H32ZM32 10H31V13H32ZM40 10H37V11H40ZM57 10H58V9H57ZM170 10H171V9H170ZM238 10H239V8H238ZM247 10H248V9H247ZM256 10H259V8L256 9ZM263 10H264V9H263ZM263 10H262V11H263ZM14 11H15V10H14ZM22 11H23V10H22ZM41 11H42V10H41ZM60 11H61V10H60ZM70 11H71V10H70ZM226 11H227V10H226ZM230 11H231V10H230ZM16 12H17V11H16ZM54 12H55V10H54ZM67 12H68V11H67ZM67 12H66V13H67ZM258 12H260V11H258ZM263 12H264V11H263ZM6 13H7V12H6ZM26 13L28 14V12H26ZM31 13H30V15L32 16ZM33 13H34V12H33ZM35 13H36V12H35ZM38 13H39V12H38ZM38 13H36V14H38ZM40 13H41V12H40ZM49 13H50V12H49ZM52 13H53V10H52ZM57 13H58V12H57ZM59 13H60V12H59ZM89 13H90V12H89ZM242 13H243V12H242ZM247 13H248V12H247ZM251 13H253V10H252ZM19 14H20V13H19ZM46 14H47V13H46ZM64 14H65V13L62 14V15H63L62 17H64ZM67 14H68V13H67ZM178 14H179V13H178ZM207 14H208V13H207ZM259 14H260V13H259ZM259 14H257V15H259ZM25 15H26V14H25ZM30 15H29V16H30ZM50 15H52V14H50ZM65 15H66V14H65ZM86 15H87V14H86ZM174 15H175V14H174ZM174 15H173V16H174ZM240 15H241V14H240ZM247 15H248V14H247ZM247 15H246V16H247ZM249 15H250V14H249ZM260 15H263V14H260ZM10 16H11V15H10ZM31 16H30V17H31ZM33 16H34V15H33ZM46 16H47V15H46ZM55 16H56V15H55ZM57 16H58V14H57ZM57 16H56V18H57ZM170 16H171V15H170ZM207 16H208V15H207ZM218 16H219V15H218ZM7 17H8V16H7ZM23 17H24V16H23ZM25 17H26V16H25ZM25 17H24V18H25ZM37 17H38V16H37ZM37 17H36V18H37ZM41 17H42V16H41ZM48 17H50V16H48ZM58 17H59V16H58ZM62 17H61V18H62ZM230 17H231V16H230ZM249 17H250V16H249ZM251 17H254V15H252ZM258 17H259V16H258ZM261 17H262V16H261ZM27 18H28V17H27ZM39 18H40V16L38 17V19H39ZM56 18H55V19H56ZM59 18H60V17H59ZM67 18H68V17H67V15H66V18H64V19H67ZM218 18H219V17H218ZM218 18H217V19H218ZM254 18H256V17H254ZM10 19H11V18H10ZM44 19H45V18H44ZM51 19H52V16L50 17V20H51ZM53 19H54V18H53ZM53 19H52V20H53ZM209 19H210V18H209ZM211 19H212V18H211ZM219 19H221V18H219ZM251 19H252V22H253V18H251ZM257 19H258V18H256V20H257ZM262 19H264V18H262ZM1 20H2V19H1ZM8 20H9V19H8ZM26 20H28V19H26ZM31 20H34V19L32 18ZM39 20H40V19H39ZM39 20H38V21H39ZM41 20H42V19H41ZM46 20H47V19H46ZM67 20H68V19H67ZM258 20H259V19H258ZM4 21H5V20H4ZM4 21H3V22H4ZM34 21H35V20H34ZM38 21H37V22H38ZM54 21H55V20H54ZM59 21H60V19H59ZM61 21H62V20H61ZM64 21H65V20H64ZM211 21H212V20H211ZM213 21H216V20H213ZM218 21H219V20H218ZM238 21H239V20H238ZM5 22H6V21H5ZM5 22H4V23H5ZM19 22H20V21H19ZM27 22H28V21H27ZM55 22H57V21H55ZM207 22H208V21H207ZM221 22H222V21H221ZM262 22H264V21L261 20L260 23L262 24ZM25 23H26V22H25ZM44 23H45V21H44ZM59 23H60V22H59ZM69 23H70V22H69ZM69 23H68V24H69ZM205 23H206V22H205ZM213 23H214V22H213ZM253 23L255 24L256 22H253ZM8 24H9V23H8ZM26 24H27V23H26ZM30 24H31V23H30ZM46 24H47V23H46ZM60 24H61V23H60ZM70 24H71V23H70ZM207 24H208V23H207ZM220 24H222V23H220ZM258 24H259V22H258ZM261 24H259V26H260ZM37 25H38V24H37ZM54 25H55V24H54ZM66 25H67V24H66ZM211 25H212V24H211ZM216 25H217V24H215V26H216ZM218 25H219V23H218ZM222 25H223V24H222ZM9 26H10V25H9ZM11 26H12V25H11ZM20 26H21V25H20ZM40 26H41V25H40ZM213 26H214V25H213ZM254 26H255V25H254ZM261 26H262V25H261ZM263 26H264V25H263ZM32 27H33V26H32ZM36 27H37V26H36ZM45 27H46V26H45ZM47 27H48V26H47ZM54 27H55V26H54ZM73 27H74V26H73ZM110 27H111V26H110ZM141 27H142V26H141ZM246 27H247V26H246ZM249 27H251V26H249ZM7 28H8V30H9V27H7ZM11 28H12V27H10V30H11ZM14 28H15V27H14ZM16 28H17V27H16ZM49 28H50V27H49ZM62 28H63V27H62ZM64 28H65V25H64ZM207 28H208V27H207ZM209 28H210V27H209ZM209 28H208V29H209ZM237 28H238V27H237ZM253 28H254V27H251V29H253ZM259 28H261V27H259ZM263 28H264V27H263ZM263 28H262V29H263ZM2 29H3V28H2ZM12 29H13V28H12ZM17 29H19V28H17ZM58 29H59V28H58ZM58 29H57V30H58ZM65 29H66V31H68V33H69L70 30L67 29V26H66ZM147 29L149 30V27H148ZM151 29L153 30V28H151ZM212 29H213V28H212ZM223 29H224V28H223ZM251 29H250V30H251ZM254 29H256V27H255ZM262 29H261V30H262ZM4 30H5V29H4ZM30 30H31V29H30ZM41 30H42V29H41ZM41 30H38V31H41ZM43 30H44V29H43ZM43 30H42V31H43ZM209 30H210V29H209ZM226 30H228V28H226ZM231 30H232V29H231ZM256 30H257V29H256ZM259 30H260V29H259ZM259 30H257V31L259 32ZM18 31H19V30H18ZM77 31H78V30H77ZM212 31H214V30H212ZM246 31H247V30H246ZM11 32H12V31H10V33H0V51L3 50L4 47H9V46H10L12 43H14V42H19V41H23V42H24V41L26 40L25 37L23 36L24 34L21 35V34H19L17 31L12 32V33H11ZM25 32H26V31H25ZM49 32H50V31H49ZM53 32H54V31H53ZM58 32H61V30L57 31V35H58L57 40H58V38L60 37L59 35H61L60 33L58 34ZM62 32H63V30H62ZM147 32H148V31H147ZM147 32H146V33H147ZM216 32H218V31H216ZM222 32H223V31H222ZM227 32H228V31H227ZM250 32H252V31H250ZM258 32H256V33L258 34ZM260 32L263 33L262 31H260ZM23 33H24V32H23ZM27 33H28V31H27ZM27 33H26V34H27ZM31 33H33V32H30V34H31ZM39 33L42 34V32H39ZM50 33H52V32H50ZM64 33H65V32H64ZM64 33H63V34H64ZM207 33H208V32H207ZM214 33H215V31H214ZM214 33H213V35H215ZM225 33H226V32H225ZM232 33H233V32H232ZM253 33H254V30H253ZM256 33H255V38H256ZM41 34H40V35H41ZM53 34H54V33H53ZM55 34H56V33H55ZM55 34H54V35H55ZM63 34H62V35H63ZM223 34H224V33H223ZM263 34H264V33H263ZM27 35H28V34H27ZM40 35H36V37H38V36H40ZM42 35H43V37H44V34H42ZM54 35H52V36H54ZM62 35H61V36H62ZM65 35H66V34H65ZM73 35H74V34H73ZM204 35H205V34H204ZM237 35H238V34H237ZM260 35H261V34H260ZM260 35L258 34L257 36H259L260 38H262L261 36H263V35H261V36H260ZM28 36H29V35H28ZM32 36H33V34H32ZM32 36H30V37H31L30 39H32ZM45 36H47V35H45ZM50 36H51V35H49V37H50ZM55 36H56V35H55ZM130 36H132V35H130ZM205 36H206V35H205ZM205 36H204V37H205ZM223 36H224V35H223ZM228 36H230V35H228ZM233 36H234V35H233ZM233 36H232V37H233ZM235 36H236V34H235ZM34 37H35V36H34ZM36 37H35V39H36ZM43 37L41 38V36H40V39L42 40ZM210 37H211V36H210ZM252 37H253V36H252ZM263 37H264V36H263ZM26 38H27V37H26ZM52 38H53V37H52ZM60 38H61V37H60ZM212 38H213V37H212ZM216 38H217V37H216ZM220 38H221V37H220ZM37 39H38V38H37ZM40 39H39V40H40ZM47 39H48V37H47ZM47 39H46V40H47ZM63 39H64V38H63ZM65 39L67 40V38H65ZM229 39H230V38H229ZM233 39H234V38H233ZM252 39H253V38H252ZM41 40H40V41H41ZM44 40H45V39H44ZM46 40H45V41H46ZM57 40H56V41H57ZM230 40H231V39H230ZM259 40H260V39H259ZM263 40H264V38H263ZM53 41H55V38H54ZM58 41H60V40H58ZM111 41H112V40H111L109 37H107V36L105 35L104 37H100V38L98 37V39H97V40H94L92 43H87V42H88V38L85 37V36H81V35H79V36L74 37L73 39H70V40L68 39V41H64V42L60 43V44L57 45V46H55V45L52 46V45H51L52 47H50V45L47 44V43L44 44V45H40V44H39V45H35V44H33V43H30L29 41H26L27 44H28V45H26V46H28V47H30V48H28V47H26V48L23 47V45H24L23 42L21 43V46L24 48L23 51H29L30 53H36V55H46V54H50L51 57H50V60H49V64H51L54 68H60V67L62 66V64L64 63V61H66V59H60L59 57H56V56H55L56 53H63L65 56H70V55H71L72 58H73L75 61H78V62H81V63H82V62H85V63H86V62H89V63L91 62V63H95V64H98V65H99V63H101V62H105V61L108 62V61L110 60V61H112L113 65L116 66V65H118V64L121 62V60H123V57L119 54L120 51H118V50H116V49L113 50V48H107L109 45H108L107 47H106V46L104 47L103 45H102V47H98V48L96 47V45H97L98 43H104L105 45H107L106 43H111ZM133 41H135V40H133ZM243 41H244V40H243ZM256 41H257V40H256ZM28 42H29V43H28ZM33 42H34V41H33ZM37 42H38V41H37ZM37 42H34V43L37 44ZM130 42H131V40H130ZM130 42H129V43H130ZM136 42H137V43H136V46H131V44H126V45H125L124 43H122V46H127L128 48H130V49L132 50L131 53L129 54V56H132L133 59H135L136 61L139 62L142 58H144L143 62H144V64H145L146 66H148V67H154V68H155L156 66L164 65V66H170V67H172V68H175V69L179 70V72H181V73L187 75V76H188L187 78H189V80L192 81V82L195 84V86H196L199 90H203V91H205L204 93H206L210 98H212L211 100L214 99V100H216V102H217V101H218V102L220 101V103H221V102H222V103H225V104L228 103V105H229L230 103L236 102V103L240 106L241 111L244 110V108H245V109L247 110L246 115H247V118H248V120H249V123L253 125L252 128H254V129L256 130V132L259 134V137H260L261 140H262V148H263V153H264V110H261V107H259V105L256 104V101H254V99H253V98L251 97V95L248 93L247 89H245V87L243 86L244 83L242 84L241 81H239L237 78H235V77H230L228 74H224V73H221V72H219V71H217V70H214L215 68L213 69V68L209 67V65H207V64H205V63H202V62H201L200 64H199V63H196V65H195L196 70H195L194 65H193V63L195 64V62H193V61H186V60H184V59L177 58V57H176V58H172V59H170L169 61H168V60H163L162 58H163L165 55H164V53H163V55H162L163 57H161V51H162V50H163V51H164V50L167 51L168 48L165 49V48H163V47H161V46H159V45H156V44L150 43L149 41H148V42H145V41H139V40H138V41H136ZM203 42H204V41H203ZM213 42H215V41H213ZM226 42H227V41H226ZM257 42H258V41H257ZM257 42H256V43H257ZM39 43H41V42H39ZM42 43H43V42H42ZM42 43H41V44H42ZM44 43H45V42H44ZM48 43H51V40H50V42H48ZM54 43H56V42H54ZM127 43H128V42H127ZM222 43H224V42L222 41ZM234 43H235V41H234ZM51 44H53V42H52ZM132 44H133V43H132ZM134 44H135V43H134ZM137 44H138V45H137ZM212 44H213V43H212ZM216 44H217V43H216ZM232 44H233V43H232ZM261 44H262V43H261ZM99 45H100V44H99ZM238 45H239V44H238ZM251 45H252V44H251ZM24 46H25V45H24ZM207 46H208V45H207ZM216 46H217V45H216ZM256 46H257V45H256ZM109 47H110V46H109ZM257 47H259V46H257ZM212 48H213V47H212ZM255 48H256V47H255ZM259 48H260V47H259ZM227 49H228V48H227ZM240 49H241V48H240ZM240 49H239V50H240ZM263 49H264V47H263ZM66 50H68V51H70V52H66ZM253 50H254V48H253ZM241 51H242V50H241ZM262 51H263V50H262ZM117 53H118V54H117ZM167 53H168V52H167ZM169 53H170V52H169ZM221 53H223V52H221ZM221 53H220V54H221ZM241 53H242V52H241ZM262 53H263V52H262ZM231 54H232V53H231ZM258 54H260V53H258ZM222 55H223V54H222ZM166 56H167V55H166ZM176 56H178V55H176ZM235 56H236V55H235ZM239 56H240V55H239ZM244 56H245V55H244ZM141 57H142V58H141ZM130 58H131V57H130ZM140 58H141V59H140ZM164 58H165V57H164ZM262 58H263V57H262ZM165 59H167V58H165ZM168 59H169V58H168ZM257 59H258V58H257ZM110 61H109V62H110ZM143 62H142V63H143ZM255 63H256V62H255ZM83 64H84V63H83ZM108 64H109V63H108ZM100 65H101V64H100ZM106 66H107V65H106ZM110 66H111V65H110ZM101 67H103V66H101ZM21 70H22V69H21ZM102 70H103V69H102ZM117 70H118V69H117ZM106 71H107V70H106ZM192 71H193V73L191 74ZM110 72H111V71H110ZM226 72H227V71H226ZM263 72H264V71H263ZM188 73H189V74H188ZM26 74H27V73H26ZM28 74H29V71H28ZM105 74H107V72H106ZM233 74H234V73H233ZM20 75H21V74H20ZM20 75H19V77H20ZM22 75H23V74H22ZM22 75H21V76H22ZM30 75H31V74H30ZM100 76H101V75H100ZM22 77H23V76H22ZM26 78H27V76H26ZM10 79H11V78H10ZM21 79H22V78H21ZM21 79H20V80H21ZM113 80H114V79H113ZM17 81H18V80H17ZM14 82H15V81H14ZM23 82H24V81H23ZM107 82H108V81H107ZM116 82H117V81H116ZM1 83H2V82H1ZM21 83H22V82H21ZM24 83H25V82H24ZM109 83H110V82H109ZM101 84H102V83H101ZM133 84H134V83H133ZM191 84H192V83H191ZM253 84H254V83H253ZM104 85H105V84H104ZM111 85H113V84H111ZM115 85H116V84H115ZM5 86H6V85H5ZM23 86H24V84H23ZM9 87H10V86H9ZM29 87H30V86H29ZM42 87H43V86H42ZM111 88H112V87H111ZM141 88H142V87H141ZM246 88H247V87H246ZM27 89H28V88H27ZM39 89H40V88H39ZM41 89H42V88H41ZM41 89H40V90H41ZM46 89H47V88H46ZM109 89H110V88H109ZM17 90L19 91L20 89H17ZM30 90H31V89H30ZM40 90H39V92H40ZM44 90H45V89H44ZM56 90H57V89H56ZM8 91H9V90H8ZM15 91H16V89H15ZM15 91H14V92H15ZM31 91H32V90H31ZM34 91H35V90H34ZM57 91H58V90H57ZM32 92H33V91H32ZM37 92H38V91H37ZM44 92H45V91H43V93H44ZM46 92H48V91H46ZM46 92H45V93H46ZM61 92H62V91H61ZM111 92H112V91H111ZM113 92H114V91H113ZM15 93H16V92H15ZM17 93H18V92H17ZM24 93H25V92H24ZM35 93H36V92H35ZM40 93H41V92H40ZM45 93H44V94H45ZM49 93H50V92H49ZM76 93H77V92H76ZM28 94H29V93H28ZM47 94H48V93H46L45 95L47 96ZM90 94H92V92H90ZM139 94H140V93H139ZM141 94H142V93H141ZM5 95H6V94H5ZM14 95H15V94H14ZM20 95H21V94H20ZM22 95H23V93H22ZM22 95L19 96L21 99L23 98ZM24 95H25V94H24ZM29 95L31 96V94H29ZM32 95H33V94H32ZM39 95H40V94H39ZM50 95H51V94H50ZM73 95H74V94H73ZM75 95H76V94H75ZM75 95H74V96H75ZM77 95H78V94H77ZM9 96H10V95H9ZM90 96H91V95H90ZM136 96H138V95L136 94ZM32 97H34V95H33ZM37 97H38V96H37ZM41 97H42V96H41ZM76 97H77V96H76ZM134 97H135V96H134ZM139 97H140V96H139ZM4 98H5V97H4ZM4 98H3V100H4ZM12 98H13V96H12ZM46 98H48V97H46ZM66 98H67V97H66ZM80 98H81V96H80ZM94 98H95V97H94ZM0 99H1V98H0ZM5 99H7V97H6ZM8 99H10V98H8ZM13 99H14V98H13ZM25 99H26V98H25ZM36 99L39 100L40 98H36ZM42 99H43V98H42ZM42 99H41V102H42ZM50 99H51V101H52V100H53V97L51 98V96H50ZM50 99H49V100H50ZM74 99H75V98H73V100H74ZM255 99H257V98H255ZM17 100H18V99H17ZM28 100H29V99H28ZM33 100H34V98H33ZM43 100H44V99H43ZM49 100L47 99V101L50 103ZM77 100H79V99L77 98ZM77 100H75L74 102H76ZM12 101H13V100H11V103L13 104ZM19 101H20V100H19ZM22 101H24V100H22ZM29 101H31V100H29ZM54 101H55V104H53V103H52V104H53V105H56V100H54ZM70 101H71V100H70ZM82 101H83V98H82ZM82 101H79V102H82ZM96 101H97V100H96ZM100 101H101V98H100ZM100 101H99V102H100ZM104 101H105V100H104ZM204 101H205V100H204ZM8 102H9V101H8ZM16 102H17V101H16ZM20 102H21V101H20ZM24 102L26 103V101H24ZM24 102H23V103H24ZM31 102H32V101H31ZM31 102H30V103H31ZM39 102H40V100H39ZM43 102H44V101H43ZM43 102H42L41 104H44V103H45V102H44V103H43ZM48 102H46V103H48ZM205 102H206V101H205ZM0 103H2V102H0ZM9 103H10V102H9ZM17 103H18V102H17ZM77 103H78V102H76V106H77ZM97 103H98V102H97ZM97 103H95V104L98 105ZM103 103H104V102H103ZM103 103H102V104H103ZM138 103H139V102H138ZM191 103H192V102H191ZM191 103H190V104H191ZM206 103H208V102H206ZM220 103H219V104H220ZM12 104H11V105H12ZM14 104H15V103H14ZM21 104H22V103H20L19 106H20ZM35 104H36V103H35ZM52 104H51V105H52ZM58 104H59V103H58ZM58 104H57V106H58ZM60 104H62V103H60ZM60 104H59V106H60ZM63 104H64V103H63ZM63 104H62V105H63ZM71 104H73L72 101H71ZM71 104L69 105V103H68V105H69L70 107L72 106ZM85 104H86V103H85ZM95 104H94V105H95ZM194 104H195V103H194ZM2 105H3V104H2ZM5 105H6V104H5ZM7 105H8V104H7ZM7 105H6V106H7ZM9 105H10V104H9ZM28 105H29V104H28ZM30 105H31V104H30ZM79 105H80V103L78 104V106H79ZM96 105H95V106H96ZM99 105H101V104L99 103ZM111 105H112V104H111ZM132 105H134V104H132ZM139 105H140V104H139ZM181 105H182V104H181ZM203 105H204V103H203ZM208 105H209V104H208ZM230 105H231V104H230ZM3 106H4V105H3ZM19 106H18V107H19ZM43 106H44V105H43ZM48 106H49V105H48ZM48 106H47V107H48ZM57 106H55V107H57ZM65 106H66V105H65ZM69 106H68V107H69ZM103 106H106V104L103 105ZM198 106H199V105H198ZM7 107H8V106H7ZM10 107H11V106H10ZM13 107H15V106H13ZM25 107H26V106H24V109H25ZM32 107H33V106H32ZM32 107H31V108H32ZM44 107H45V106H44ZM44 107H43V108H44ZM52 107L54 108V106H52ZM66 107H67V106H66ZM70 107H69V108H70ZM72 107H73V106H72ZM80 107H82V106H80ZM80 107H79V108H80ZM85 107H86V106H85ZM88 107H90V106H88ZM106 107H107V106H106ZM111 107H112V106H111ZM111 107H110V108H111ZM117 107H118V106H117ZM202 107H203V106H202ZM211 107H212V106H211ZM231 107H232V106H231ZM233 107H234V106H233ZM50 108H51V106H50ZM59 108H60V107H59ZM61 108H62V107H61ZM74 108H75V107H74ZM82 108H84V107H82ZM96 108H97V107H96ZM99 108H101V106H100ZM99 108H98V109H99ZM102 108H104V107H102ZM108 108H109V105H108ZM135 108H136V107H135ZM137 108H138V107H137ZM217 108H218V107H217ZM234 108H235V107H234ZM6 109H7V108H6ZM6 109H5V110H6ZM8 109H9V107H8ZM24 109L22 108V110H24ZM29 109H30V108H29ZM32 109H33V108H32ZM47 109H49V107H48ZM54 109H55V108H54ZM56 109H58V108H56ZM71 109H72V108H71ZM77 109H78V108H75V109H73V110H77ZM86 109H87V108H85V111H86ZM89 109H90V108H89ZM89 109H88V110H89ZM94 109H95V108H94ZM98 109H97L96 111H98ZM105 109H106V108H105ZM148 109H149V108H148ZM184 109H185V108H184ZM226 109H227V108H226ZM237 109H238V107H237ZM240 109H239V110H240ZM3 110H4V108H3ZM16 110H17V109H16ZM22 110H21V111H22ZM34 110H35V109H33L32 111H33V112H36V111H37V110H35V111H34ZM41 110H42V109H41ZM44 110H46V109H44ZM44 110H43V112H44ZM52 110H53V109H52ZM52 110H51V111H52ZM62 110H63V108H62ZM79 110H80V109H79ZM79 110H77V111H79ZM99 110L101 111V109H99ZM103 110H104V109H103ZM103 110H102V111H103ZM107 110H108V109H107ZM111 110H113V109H111ZM145 110H146V109H145ZM217 110H218V109H217ZM219 110H220V109H219ZM13 111H14V110H13ZM47 111H48V110H47ZM51 111H50V112H51ZM58 111H59V110H58ZM58 111H54V112H58ZM68 111H69V110H68ZM70 111H71V110H70ZM83 111H84V110H83ZM96 111H95V112H96ZM150 111H151V110H150ZM220 111H221V110H220ZM220 111H219V112H220ZM228 111H229V110H228ZM3 112H4V111H3ZM8 112H9V111H8ZM18 112H19V110H18ZM22 112H23V117H24V114H26V112H24V111H22ZM28 112H29V111H28ZM39 112H40V110H39ZM45 112H46V111H45ZM45 112H44V114H45ZM50 112H47V113H49V117H50V115H52V113H50ZM59 112H60V111H59ZM79 112H81V111H79ZM87 112H88V111H87ZM89 112H90V111H89ZM92 112H93V114H95L93 108H92V110H91V113H92ZM113 112H114V111H113ZM134 112H136V111H134ZM204 112H205V111H204ZM209 112H210V110H209ZM230 112H232V110H231ZM11 113H12V111H11ZM11 113H10V114H11ZM13 113H14V112H13ZM13 113H12V114H13ZM30 113H31V112H30ZM41 113H42V111L40 112V115H41ZM68 113H69V112H68ZM83 113H84V112H83ZM83 113H81V114H83ZM97 113H98V112H96V114H97ZM129 113H130V112H129ZM199 113H200V112H199ZM202 113H203V111H202ZM202 113H200V114H202ZM220 113H221V112H220ZM220 113H219V114H220ZM14 114H15V113H14ZM16 114H17V113H16ZM19 114H22V113L20 112ZM19 114H18V115H19ZM34 114H35V113H34ZM34 114H33V115H34ZM44 114H43V116H44ZM59 114H60V113H59ZM65 114H67V113H65ZM71 114H73V113H71ZM81 114H80V116H81ZM100 114H101V113H100ZM111 114H112V111H111ZM145 114L147 115V113H145ZM205 114H206V113H205ZM2 115L4 116V114H2ZM6 115H7V114H6ZM29 115H30V114H29ZM38 115H39V113H38ZM38 115H37V116H38ZM57 115H58V114H57ZM77 115H78V112H77ZM83 115H84V114H83ZM85 115H86V112H85ZM87 115H88V114H87ZM98 115H99V114H98ZM104 115H105V114H103V116H104ZM149 115H150V114H149ZM35 116H36V114H35ZM58 116H59V115H58ZM61 116H63V115H61ZM61 116H60V117H61ZM70 116H72V115H69V118L72 119V117H70ZM74 116L76 117L75 114H73V117H74ZM80 116H79V117H80ZM89 116H90V115H89ZM96 116H97V115H94V116L91 117V118H95ZM101 116H102V115H101ZM103 116H102V117H103ZM106 116H107V115H106ZM111 116H112V115H111ZM111 116H110V117H111ZM120 116H121V115H120ZM124 116H125V115H124ZM144 116H145V115H144ZM150 116H151V115H150ZM207 116H208V114H207ZM219 116H220V115H219ZM243 116H244V114H243ZM4 117H5V116H4ZM4 117H3V118H4ZM7 117H8V116H7ZM16 117H17V116H16ZM46 117L48 118V115H47ZM52 117H53V116H52ZM55 117H56V116H55ZM64 117H65V116H64ZM85 117H86V116H85ZM85 117L83 116V118H79V120L84 119ZM87 117H88V116H87ZM87 117H86V118H87ZM98 117H99V116H98ZM108 117H109V116H108ZM115 117H116V116H114L113 118H115ZM146 117H148V116H146ZM201 117H203V116H201ZM224 117H226V116H224ZM235 117H236V116H235ZM12 118H14V117H12ZM20 118H21V120H22V117H21V116H20ZM38 118H39V117H38ZM57 118H58V117H57ZM57 118H56V119H57ZM69 118H68V119H69ZM86 118H85V119H86ZM91 118L89 117V119H90L91 121H93ZM100 118H101V117H100ZM103 118H104L103 120L105 121V117H103ZM113 118H111V119H113ZM117 118H120V117L118 116ZM221 118H222V116H221ZM6 119L9 120L8 118H6ZM18 119H19V118H18ZM25 119H26V118H25ZM30 119H31V118H29V121H30ZM35 119L37 120V117H35ZM35 119H34V120H35ZM61 119H62V118H61ZM85 119H84V120H85ZM89 119H86V120H89ZM97 119H98V118H97ZM107 119H108V118H107ZM111 119H109V120H111ZM115 119H116V118H115ZM137 119H138V118H136L135 120H137ZM146 119H147V118H146ZM156 119H157V118H156ZM195 119H197V118L195 117ZM223 119H224V118H223ZM225 119H226V118H225ZM0 120H1V118H0ZM10 120H11V119H10ZM26 120H28V117H27ZM26 120H25V121H26ZM36 120H35V123H38V121L36 122ZM40 120H41V119H40ZM40 120H39V121H40ZM43 120H44V119H43ZM77 120H78V119H77ZM79 120H78V121H79ZM84 120H83V121H84ZM90 120H89V121H90ZM100 120H101V119H100ZM120 120H121V119H120ZM138 120H139V119H138ZM186 120H187V119H186ZM189 120H190V119H189ZM211 120H212V119H211ZM211 120H210V121H211ZM239 120H240V119H239ZM2 121H3V120H2ZM2 121L0 122V130L3 129V128H5V127H2V126H1L2 123L4 122V121H3V122H2ZM22 121H23V120H22ZM25 121H24V123H25ZM49 121H50V120H49ZM49 121H48V122H49ZM52 121H53V120H52ZM55 121H56V120H55ZM61 121H62V120H61ZM61 121H60V122H61ZM63 121H64V120H63ZM65 121H67V120H65ZM83 121H82V124L84 123ZM89 121H85V123H88ZM106 121H107V123H108V120H106ZM111 121H112V120H111ZM116 121H117V120H116ZM121 121H122V120H121ZM141 121H142V120H141ZM155 121H156V120H155ZM221 121H222V120H221ZM20 122H21V121H20ZM26 122H27V121H26ZM32 122H33V121H32ZM32 122H27V125H30L29 123H32ZM43 122H44V121H43ZM57 122H59V119H58ZM57 122H56V123H57ZM60 122H59V123H60ZM70 122H71V121H70ZM70 122H69V126H72V123H73V122H72L71 124H70ZM80 122H81V121H80ZM97 122H98V121H97ZM100 122H102V120H101ZM114 122H115V121H114ZM114 122H113V123H114ZM127 122H128V121H127ZM134 122H135V121H134ZM136 122H137V121H136ZM136 122H135V124H136ZM237 122H238V121H237ZM35 123H34V124H35ZM39 123H40V122H39ZM45 123H46V122H45ZM49 123H50V122H49ZM63 123H64V122H63ZM75 123H76V122H75ZM109 123H110V122H109ZM109 123H108V124H109ZM115 123H116V122H115ZM119 123H120V122H119ZM146 123H147V122H146ZM5 124H6V122H5ZM9 124H10V123H9ZM9 124H8V126H10ZM41 124H42V123H41ZM57 124H58V123H57ZM80 124H81V123H80ZM80 124H79V125H80ZM89 124H90V123H89ZM91 124L93 125V123H91ZM94 124H96V121H95ZM102 124H103V123H102ZM102 124H101V125H102ZM111 124H112V123H111ZM122 124H124V123H122ZM125 124H126V123H125ZM125 124H124V125H125ZM137 124H138V123H137ZM139 124H141V123H139ZM161 124H162V123H161ZM161 124H160V125H161ZM183 124H184V123H183ZM211 124H212V123H211ZM240 124H241V123H240ZM11 125H13V124L11 123ZM15 125H16V123L14 124V126H15ZM20 125H21V124H20ZM27 125H26V126H27ZM45 125H46V124H45ZM62 125H63V124H62ZM65 125H66V124H65ZM67 125H68V124H67ZM74 125H75V124H74ZM76 125H77V124H76ZM79 125H78V126H79ZM86 125H87V124H86ZM86 125H83V126L81 125V126H82V127H85ZM98 125H99V124H98ZM105 125H107V124H105ZM105 125H104V126H105ZM115 125H116V124H115ZM118 125H119V124H118ZM144 125H145V124H144ZM204 125H206V124H204ZM6 126H7V125H6ZM14 126H13V127H14ZM16 126H17V125H16ZM21 126H22V125H21ZM42 126L44 127V124L41 125V127H40L41 129H42ZM88 126H89V125H88ZM94 126H96L95 128H97V125H94ZM94 126H93V127H94ZM102 126H103V125H102ZM102 126H101V127H102ZM113 126H114V124H113ZM120 126H122V125H120ZM137 126H138V125H137ZM185 126H186V125H185ZM36 127H37V126H36ZM53 127H54V126H53ZM59 127H60V126H59ZM74 127H75V126H74ZM90 127H91V126H90ZM118 127H119V126H118ZM122 127H124V126H122ZM126 127H127V125H126ZM205 127H206V126H205ZM11 128H12V127H11ZM11 128H8V130H11ZM20 128H21V130H23L22 127H20ZM26 128H27V127H26ZM26 128H24V129H26ZM31 128H32V126H31ZM33 128H34V127H33ZM38 128H39V126H38ZM44 128H45V127H44ZM57 128H58V127H57ZM68 128H69V127H68ZM68 128H66V131L68 130ZM87 128H89V127H87ZM91 128H92V127H91ZM91 128L89 129V130H91L90 132H92L93 130H95L94 128H93V129H91ZM107 128H108V126H107ZM110 128H111V127H110ZM115 128H116V127H115ZM115 128H114V129H115ZM129 128H130V127H129ZM133 128H134V127H133ZM141 128H142V127H141ZM146 128H147V127H146ZM188 128H189V126H188ZM5 129H6V128H5ZM12 129H13V128H12ZM27 129H28V128H27ZM41 129H40V130H41ZM46 129H47V128H45V130H46ZM48 129H49V128H48ZM71 129H72V128H71ZM99 129H100V128H99ZM102 129H103V128H102ZM111 129H112V128H111ZM117 129H118V128H117ZM138 129H139V128H138ZM138 129H137V130H138ZM150 129H151V128H150ZM8 130H6V132H7ZM14 130H15V129H14ZM17 130H18V127H17ZM28 130H29V129H28ZM33 130H34V129H33ZM43 130H44V129H43ZM59 130H61V129H59ZM79 130H80V128H79ZM82 130H83V129H81V132H82ZM87 130H88V129H87ZM97 130H98V128H97ZM100 130H101V129H100ZM100 130H99V131H100ZM129 130H130V129H129ZM178 130H179V129H178ZM184 130H185V129H184ZM252 130H253V129H252ZM255 130H254V131H255ZM3 131H5V130H3ZM12 131H13V130H12ZM12 131H11V132H12ZM25 131H26V130H25ZM29 131H30V130H29ZM37 131H39V130H37ZM63 131H64V130H63ZM76 131H77V130H76ZM76 131H74L75 134L77 133ZM84 131H85V130H84ZM95 131H96V130H95ZM95 131H93V132L97 134V131H96V132H95ZM101 131L103 132V130H101ZM101 131H100V134H101ZM107 131H108V129L106 130V132H107ZM109 131L111 132L110 129H109ZM114 131H116V130H114ZM123 131H124V130H123ZM153 131H154V129H153ZM167 131H168V130H167ZM167 131H163V132H162V130H161V132L163 133V134L161 133V135H164V132L167 133ZM174 131H176L175 128H174ZM13 132H14V131H13ZM13 132H12V133H13ZM18 132H19V130L16 131V134H17ZM69 132H70V130H69ZM79 132H80V131H79ZM81 132H80V133H81ZM90 132H88V134H89ZM93 132H92V135L94 134ZM119 132H120V131H119ZM133 132L135 133V132H137V131H133ZM133 132H132V130H131L130 133H133ZM140 132H141V131H140ZM150 132H151V130H150ZM8 133H9V131H8ZM36 133H38V132H36ZM44 133H45V132H44ZM50 133H51V132H50ZM50 133H48L49 135H47V133H45V134H46L45 137H46V138H48L47 136L50 137V136L52 135V134H50ZM57 133H58V130H57ZM59 133H60V132H59ZM70 133H71V132H70ZM72 133H73V132H72ZM80 133H79V134H80ZM84 133H86V132H84ZM98 133H99V132H98ZM108 133H109V132H108ZM111 133H112V132H111ZM113 133H114V132H113ZM113 133H112V134H113ZM117 133H118V132H117ZM126 133H127V131H126ZM134 133H133V134H134ZM153 133H154V132H152L151 135H154V134H155V133H154V134H153ZM174 133H175V132H174ZM174 133H173V134H174ZM183 133H184V132H183ZM16 134L13 133L12 136H15ZM22 134H23V133H22ZM24 134H25V135H19V134L16 135V137H15V138H16V144H14V145H12V147H10V148L12 149V152L9 150V148H7V147L4 146L5 148H7V150H9V151L11 152V154H10L9 151H7L4 147L1 146L2 148H4V149L9 153V154H8V153H7V154L10 155L9 157H7V160H8V159L11 160L10 158H11L15 153H18V155H20V159H21L22 155L24 154V153H22V152H26V151H22V149L24 150V148L27 147V146H24V145L26 144V141H27V142L29 141V140H27V138L30 139L31 137H28V136H30V133H29V132H28V134H27V133H24ZM34 134H35V132H34ZM45 134H44V135H45ZM55 134H56V133H55ZM75 134L73 135L74 138L77 137V136L75 137ZM96 134H95V135H96ZM102 134L105 135V133H102ZM114 134H115V133H114ZM122 134H123V133H122ZM122 134H121V136H123L125 133H124L123 135H122ZM137 134H138V133H137ZM137 134H134V135H137ZM142 134H143V133H142ZM145 134H147V132H146ZM178 134H179V133H178ZM178 134H177V135H178ZM10 135H11V134L6 135V134H4L3 132H0V142H1V141H4V140H6V139L8 140L9 137L12 138V136H10ZM41 135H42V134H40V136H41ZM53 135H54V134H53ZM57 135H58V134H57ZM57 135H56V136H57ZM60 135H61V134H60ZM60 135H58V138L60 137ZM62 135H63V134H62ZM83 135H84V134H83ZM90 135H91V134H90ZM98 135H99V134H98ZM103 135H102V136H103ZM107 135H108V134H107ZM115 135H116V134H115ZM117 135H118V134H117ZM119 135H120V134H119ZM134 135H133V136H134ZM156 135H157V134H156ZM156 135H155V136H156ZM177 135H176V136H177ZM38 136H39V135H38ZM67 136H68V135H67ZM79 136H82V135H79ZM87 136H88V135H87ZM105 136H106V135H105ZM108 136H109V135H108ZM124 136H126V134H125ZM128 136H129V135H128ZM128 136H127V137H128ZM143 136H144V135H143ZM145 136H146V135H145ZM165 136H166V135H165ZM165 136H164V139L166 138ZM174 136H175V135H174ZM174 136H173V137H174ZM204 136H205V135H204ZM207 136H208V135H207ZM216 136H217V135H216ZM41 137H42V136H41ZM41 137H40V139H41ZM63 137H64V136H63ZM85 137H86V135H85ZM85 137H83V138H85ZM90 137H92V136H90ZM96 137H97V135L95 136V138H96ZM99 137L102 139V141H106V140H107V139H106V140H103V139H105L106 137H105V138H102L101 136H99ZM99 137H98V139H99ZM111 137H112V136H111ZM111 137L109 136V138H111ZM114 137H115V136H114ZM117 137H118V136H117ZM119 137H120V136H119ZM127 137H125V138H127ZM148 137H149V135H148ZM148 137L144 138V140H145V139H148V141H149V138H148ZM153 137H154V136H153ZM159 137H160V136H159ZM186 137H187V135H186ZM190 137H191V136H190ZM198 137H199V136H198ZM205 137H206V136H205ZM15 138H14V139H15ZM37 138H38V137H37ZM42 138H43V137H42ZM68 138H71L70 135H69ZM74 138H73V139H74ZM87 138H88V137H86V141H87V140H90V139H87ZM93 138H94V137H92L91 139L94 141ZM107 138H108V137H107ZM112 138H113V137H112ZM128 138H129V137H128ZM131 138H132V136H131ZM131 138H129V140H130ZM140 138H141V135H140ZM140 138H139V139H140ZM155 138H156V137H155ZM155 138H154V139H153V138H150V139H151V140L153 139V140L156 141V139H157L158 137H157L156 139H155ZM162 138H163V137H162ZM171 138H172V137H171ZM174 138H175V137H174ZM176 138H178V137H176ZM183 138H184V137H183ZM183 138H182V139H183ZM211 138H212V137H211ZM9 139H10V138H9ZM49 139H50V138H49ZM51 139H52V138H51ZM51 139H50V140H51ZM55 139H56V137H55ZM61 139H62V138H61ZM64 139H65V138H64ZM73 139H72V142H73ZM78 139H79V138H78ZM101 139H100V140H101ZM116 139H118V138H116ZM121 139H124V138L122 137ZM121 139H120V140H121ZM135 139H136V138H135ZM141 139H142V138H141ZM178 139H179V138H178ZM178 139H177V140H178ZM180 139H181V138H180ZM187 139H188V138H187ZM197 139H198V138H197ZM206 139H207V138H206ZM33 140H34V139H33ZM36 140L38 141L39 139H36ZM36 140H35V141H36ZM43 140H44V139H43ZM47 140H48V139H47ZM53 140H54V138H53ZM56 140H57V139H56ZM59 140H60V138H59ZM59 140H58V141H59ZM75 140H77V139H75ZM75 140H74V141H75ZM96 140H97V139H96ZM111 140H112V139H111ZM129 140H128V142H129V144H130V146H131L133 143H130ZM153 140H152V141H153ZM157 140H160V139H157ZM175 140H176V139H175ZM185 140H186V139H185ZM188 140H189V139H188ZM198 140H199V139H198ZM208 140H209V139H208ZM210 140H211V139H210ZM10 141H11V139H10ZM10 141H7V143L10 142ZM12 141H13V140H12ZM37 141H36V142H37ZM44 141H45V140H44ZM62 141H63V139H62ZM68 141H70V139H69ZM79 141H81V140L79 139ZM84 141H85V139H84ZM86 141H85V143H86ZM107 141H108V140H107ZM116 141H117V140H116ZM125 141H126V139H125ZM132 141H133V140H132ZM138 141H139V140H138ZM148 141H146V142L148 143ZM155 141H154V143H155ZM161 141H162V140H161ZM161 141H160V143H161ZM167 141H168V140H167ZM169 141H170V140H169ZM171 141H172V139H171ZM180 141H181V140H180ZM180 141H178V142L180 143ZM183 141H184V140H183ZM200 141H201V140H200ZM213 141H214V140H213ZM216 141H217V139H216ZM32 142H33V141H32ZM45 142H47V141H45ZM45 142H44V143L42 142L41 145H42V144L44 145ZM50 142H51V143H54V141H50ZM76 142H77V141H76ZM89 142H91V141H89ZM89 142H88L87 144H91V143H89ZM94 142H95V141H94ZM118 142L120 143V141H118ZM123 142H124V141H123ZM128 142H127V143H128ZM133 142H135V141H133ZM136 142H137V141H136ZM140 142H142V141L140 140ZM140 142H139V144H140ZM146 142H144V144H145ZM165 142H166V140H165ZM165 142H164V143H165ZM181 142H182V141H181ZM184 142H185V141H184ZM192 142H193V140H192ZM197 142H198V141H197ZM209 142H210V141H209ZM5 143H6V142H4V144H5ZM28 143H30V142H28ZM56 143H58V142H56ZM64 143H65V142H64ZM70 143H71V142H70ZM74 143H75V142H74ZM95 143H98V142L96 141ZM95 143H93V144H95ZM99 143H100V142H99ZM103 143H104V142H103ZM106 143H107V142H106ZM119 143H118V144H119ZM127 143H126V144H127ZM151 143H152V142H151ZM151 143L149 144V145H150V148H151L152 146L155 145V144H154V145L151 146ZM157 143H158V142H157ZM157 143H156V144H157ZM160 143H158V144L160 145ZM162 143H163V142H162ZM162 143H161V144H162ZM167 143H168V142H166V144H167ZM182 143H183V142H182ZM190 143H191V141H190ZM201 143H202V142H201ZM8 144H9V143H8ZM8 144H7V145H8ZM11 144H12V143H11ZM11 144H10V145H11ZM46 144H47V143H46ZM48 144H49V142H48ZM79 144H80V143H79ZM104 144H105V143H104ZM108 144H109V143H108ZM111 144H112V143H111ZM116 144H117V142H116ZM116 144H115V146H116ZM120 144H121V143H120ZM139 144H138L137 146H139ZM187 144H188V143H187ZM195 144H196V143H195ZM195 144H194V145H195ZM7 145H6V146H7ZM31 145H32V144H31ZM39 145H40V143H39L38 145H36V143H35V146L38 147ZM49 145H50V144H49ZM49 145H48V146H49ZM60 145H61V144H60ZM70 145L72 146V144H70ZM84 145H85V144H84ZM91 145H92V144H91ZM98 145H99V144H98ZM102 145H103V144H101V146H102ZM112 145H113V144H112ZM112 145H111V146H112ZM162 145H163V144H162ZM162 145H161V146H162ZM169 145H170V144H169ZM180 145H181V143H180ZM183 145H184V144H182V147H183ZM198 145H199V144H198ZM206 145H207V144H206ZM33 146H34V145H33ZM44 146H45V145H44ZM52 146H53V145H52ZM58 146H59V144H58ZM85 146H86V145H85ZM85 146H84V147H85ZM94 146H95V145H94ZM104 146H105V145H104ZM117 146H118V145H117ZM117 146H116V147H117ZM121 146H122V145H121ZM123 146H125V145H123ZM123 146H122V147H123ZM135 146H136V144H135ZM142 146H143V145H142ZM147 146H148V145H147ZM147 146H146V147H147ZM188 146H190V145H188ZM211 146H212V145H211ZM40 147H41V146H40ZM42 147H43V146H42ZM42 147H41V148H42ZM46 147H47V146H45L44 148L46 149ZM61 147H63V146H61ZM87 147H88V146H87ZM87 147H86V149L91 148L92 146H90V147H88V148H87ZM95 147H96V146H95ZM107 147H108V146H107ZM113 147H114V146H113ZM116 147H115V148H116ZM119 147H120V146H119ZM119 147H117V148H118L117 150L120 149ZM146 147H144V148H146ZM155 147H156V146H155ZM185 147H187V146H185ZM209 147H210V146H209ZM232 147H233V146H232ZM33 148L35 149V147H33ZM33 148H32V149H33ZM44 148H43V150H44ZM47 148H48V147H47ZM51 148H53V147H51ZM64 148H65V147H64ZM76 148H77V149H81V147L79 148L78 145H77ZM96 148H97V147H96ZM99 148H100V147H99ZM99 148H98V149H99ZM103 148H105V147H103ZM115 148H114V149H115ZM125 148H126V147H125ZM144 148H143V150H146V151L142 152L143 155L140 154V155H142V157L145 156L144 153L147 152V149H144ZM161 148H162V147H161ZM161 148H160V149H161ZM228 148H229V147H228ZM0 149H1V148H0ZM26 149H28V148H26ZM55 149H56V148H55ZM58 149H59V150H58V152H59V151H60V148H58ZM72 149H73V148H72ZM91 149H92V148H91ZM98 149H96V150H98ZM130 149L132 150V148H129L128 150H130ZM135 149H136V148H135ZM162 149H163V148H162ZM164 149H165V148H164ZM172 149H174V147H173ZM180 149H181V148H180ZM184 149H185V148H184ZM29 150H30V149H29ZM29 150H27V151H29ZM35 150H36V149H35ZM38 150H40V148H39ZM49 150H50V149L46 150L45 152H46V153L48 154V156L50 157V154L48 153ZM53 150H54V148H53ZM56 150H57V149H56ZM61 150H62V149H61ZM63 150H64V149H63ZM63 150H62V152H64ZM65 150H66V149H65ZM74 150H75V148L73 149V152H75ZM84 150H85V149H84ZM88 150H89V149H88ZM93 150H94V147H93ZM93 150H92V151H93ZM108 150H109V148H108ZM117 150H116V153L119 152V151H117ZM123 150H124V149H123ZM125 150H126V149H125ZM140 150H141V149H140ZM143 150H142V151H143ZM168 150H169V148H168ZM175 150L177 151L176 148H175ZM181 150H182V149H181ZM3 151H4V150H3ZM32 151H33V150H32ZM92 151H91V153H92ZM105 151H107V149H106ZM112 151H113V149H112ZM120 151L123 152L122 150H120ZM149 151H150V149H149ZM154 151H155V149H154ZM162 151H164V150H160V152H162ZM169 151H170V150H169ZM178 151H179V150H178ZM185 151H186V149H185ZM185 151H184V152H185ZM188 151H190V150H188ZM188 151H187V152H188ZM211 151H212V150H211ZM211 151H210V152H211ZM0 152H2V150H1ZM36 152H37V150H36ZM43 152H44V151H43ZM43 152H42V153H43ZM50 152L52 153L53 151H50ZM54 152H55V151H54ZM58 152H56L55 154L58 155ZM76 152H77V151H76ZM76 152H75V153H76ZM82 152H83V151H81V154H82ZM84 152H85V151H84ZM94 152H95V150H94ZM99 152H100V150H99ZM101 152H102V151H101ZM109 152H110V151H109ZM129 152H130V151H129ZM160 152H159V153H160ZM181 152H182V151H181ZM184 152H183V153H184ZM187 152H186V153H187ZM195 152H196V151H195ZM195 152H194V153H195ZM4 153H5V152H4ZM28 153H29V152H28ZM32 153H35V152H32ZM32 153H30V154H32ZM40 153H41V151H40ZM46 153H45V154H46ZM66 153H67V152H66ZM71 153H72V151H71ZM85 153H86V152H85ZM91 153H90V154H91ZM106 153H107V152H106ZM125 153H127V152H124V154H125ZM130 153H131V152H130ZM136 153H137V152H136ZM157 153H158V151H157ZM157 153H155V154H157ZM159 153H158V155H160ZM192 153H193V152H192ZM212 153H213V152H212ZM37 154H38V153H37ZM37 154H36V155H37ZM45 154H43L42 157H39V156H38L39 158H37V160H35V161H34V159H33L34 157L31 159V157L29 156L30 159H31V160H30L28 157H25L26 155H24V157H25V158H28V159H25V160H23L24 158L22 159V160H23L22 163H23L24 165L22 164L23 167H22V168L20 167V168H21V171H20V172H21V173H20V174H21V177H22V174H29L32 170H33V172H34L35 170L37 171V169L40 168V165H41V168H42V167H43V168H44V167H46V168L48 167V168H49V164H50V163H49V157H48V156H47V157L44 156ZM60 154H61V153H60ZM60 154H59V156H60ZM69 154H70V153H69ZM81 154H80V155H81ZM86 154H87V153H86ZM88 154H89V153H88ZM88 154H87V155H88ZM95 154H96V153H95ZM101 154H102V153H101ZM104 154H105V153H104ZM108 154H109V153H108ZM108 154H107V155H108ZM111 154H112V153H111ZM118 154H120V153H118ZM118 154H117V155H118ZM132 154H133V153H132ZM153 154H154V153H153ZM166 154H168V153H166ZM170 154H171V153H170ZM209 154H210V153H209ZM1 155H2V153H1ZM4 155H5V154H3V157H2V156H1V157L4 158ZM36 155H35V157H36ZM40 155H41V154H40ZM63 155H64V154H63ZM65 155H66V154H65ZM70 155H72V154H70ZM76 155H77V154H76ZM80 155H79V156H80ZM84 155H85V154H84ZM96 155H97L96 158L99 159V158H98V154H96ZM99 155H100V154H99ZM107 155H105V156L108 157ZM112 155H113V154H112ZM112 155H110V156H112ZM115 155H116V154H115ZM121 155H122V153H121ZM134 155H135V154H134ZM137 155H139V152H138ZM137 155H136V156H137ZM149 155H151V154L148 153L147 156L149 157ZM158 155H157V157H158ZM171 155H173V154H171ZM171 155H170V156H171ZM176 155H177V154H176ZM181 155L183 156V154H181ZM31 156H33V154H32ZM51 156H52V154H51ZM61 156H62V154H61ZM61 156H60V158H61ZM91 156H92V158H93L94 154L91 155ZM102 156H103V154H102ZM110 156H109V157H110ZM124 156H125V155H124ZM127 156H128V154H127ZM161 156H162V155H161ZM165 156H166V155H165ZM17 157L19 158V156H17ZM57 157H58V156H57ZM57 157H56V158H57ZM67 157H69V156H67ZM89 157H90V156H89ZM106 157H105V158H106ZM121 157H122V156H121ZM121 157H120V159H122ZM125 157H126V156H125ZM125 157H124V158H125ZM131 157H132V156H131ZM139 157H140V156H138V158H139ZM150 157H151V156H150ZM163 157H164V156H162V158H163ZM167 157H168V156H167ZM167 157H166V158H167ZM189 157H191V154H190ZM249 157H250V156H249ZM2 158H0V165L5 167V166L8 165V163H7V160H2ZM53 158H54V157H53ZM53 158H51V159L54 160V163H55V159H56V158H55V159H53ZM60 158H59L58 161H60ZM62 158H63V156H62ZM73 158H74V157H73ZM82 158H84V157H82ZM90 158H91V157H90ZM138 158H137V159H138ZM145 158H146V157H145ZM145 158H144V159H145ZM158 158H159V157H158ZM158 158H157V159H158ZM168 158H169V157H168ZM168 158H167V159H168ZM176 158H177V157H176ZM176 158H174V159H176ZM12 159H13V158H12ZM35 159H36V158H35ZM38 159H39V160H38ZM65 159H66V158H65ZM70 159L72 160L71 156H70ZM70 159H69V160H70ZM86 159L88 160V157H87ZM86 159H85V160H86ZM102 159H103V158H102ZM110 159H113V158L110 157ZM120 159L118 160L117 157H114V160H117V161H121V162H122V160H120ZM130 159H132V158H130ZM155 159H156V158L154 157V160H155ZM177 159H179V158H177ZM52 160H50V161H52ZM56 160H57V159H56ZM78 160H79V159H78ZM85 160H84V161H85ZM103 160H104V159H103ZM105 160H106V159H105ZM134 160H135V159H134ZM150 160H151V159H150ZM168 160H169V159H168ZM180 160H181V159H180ZM186 160H187V159H186ZM192 160H193V159H192ZM222 160H223V162H224V164H225L226 166L230 167V166H229V165H230V164H229V156H225V157H223ZM251 160H252V159H251ZM63 161H64V160H63ZM76 161H77V160H76ZM79 161H80V160H79ZM81 161H82V160H81ZM112 161H113V160H112ZM112 161H111V162H112ZM124 161H125V160H124ZM127 161H128V160H127ZM131 161H132V160H131ZM176 161H177V160H176ZM190 161H191V160H190ZM190 161H189V162H190ZM194 161H196V160H194ZM194 161H193V162H194ZM246 161H247V160H246ZM11 162L14 163V161H11ZM19 162H20V161H19ZM60 162L62 163V161H60ZM60 162H59V163H60ZM82 162H83V161H82ZM97 162H98V161H97ZM111 162H110V164H112V166H113L114 164H113V162H112V163H111ZM114 162H115V161H114ZM129 162H130V161H129ZM139 162H141V161H139ZM152 162L155 163V164H157V162H159V161H157V162L152 161ZM152 162H150V164H151ZM189 162H188V163H189ZM193 162H192V163H193ZM202 162H203V161H202ZM243 162H244V161H243ZM16 163L18 164V162H16ZM16 163H15L14 165H16ZM65 163H66V162H65ZM65 163H64V164H65ZM74 163H75V162H74ZM88 163H89V162H88ZM93 163H94V162H93ZM99 163H100V162H99ZM99 163H98V164H99ZM101 163H102V162H101ZM106 163H107V161H106ZM132 163H136V162H132ZM146 163H147V162H146ZM172 163H173V162H172ZM181 163H182V162H181ZM195 163H196V162H195ZM52 164H53V162H52ZM68 164H70V162H69ZM85 164H86V163H85ZM95 164H96V163H95ZM116 164L118 165V163H116ZM116 164H115V165H116ZM122 164H124V163L122 162ZM125 164H126V163H125ZM139 164H140V163H139ZM141 164H142V163H141ZM141 164L139 165L140 167H141ZM143 164H144V163H143ZM155 164H154V165H155ZM160 164H161V163H160ZM173 164H175V163H173ZM178 164H179V162H178ZM185 164H186V163H185ZM185 164H184V165H185ZM193 164H194V163H193ZM203 164H204V163H203ZM203 164H202V165H203ZM238 164H239V163H238ZM11 165H12V164H11ZM14 165H13V168H14ZM50 165H51V164H50ZM54 165H55V164H53V166H54ZM58 165H59V164H58ZM60 165H62V164H60ZM71 165H72V164H71ZM82 165H83V164H82ZM102 165H103V163H102ZM120 165H121V164H120ZM127 165H128V164H127ZM131 165H132V164H131ZM131 165H130V167H132ZM133 165H134V164H133ZM151 165H152V164H151ZM170 165H171V164H170ZM188 165H189V164H188ZM206 165H207V164H206ZM206 165H205V166H206ZM236 165H237V164H236ZM1 166H0V167H1ZM16 166H17V165H16ZM51 166H52V165H51ZM51 166H50V167H51ZM64 166H67V164L64 165ZM72 166H74V165H72ZM83 166H84V165H83ZM89 166H90V165H89ZM103 166H104V165H103ZM110 166H111V165H110ZM123 166H124V165H123ZM123 166H122V167H123ZM134 166H135V165H134ZM134 166H133V167H134ZM137 166H138V165H137ZM137 166H135V167H137ZM147 166H148V165H147ZM176 166H177V165H176ZM186 166H187V164H186ZM189 166H190V165H189ZM226 166H225V167H226ZM70 167H71V166H70ZM86 167H87V166H86ZM91 167H92V166H91ZM108 167H109V166H108ZM114 167H115V166H114ZM116 167H117V166H116ZM116 167H115V168H116ZM145 167H146V164H145ZM160 167H161V166H160ZM160 167H159V169H160ZM166 167H167V166H166ZM202 167H203V166H202ZM10 168H11V167H10ZM16 168H17V167H16ZM48 168H47V170L50 169V168H49V169H48ZM51 168H54V169H55V167H51ZM56 168H58V167H56ZM59 168H60V166H59ZM67 168H69V167H66V169H67ZM84 168H85V167H84ZM115 168H114V169H115ZM120 168H121V167H120ZM124 168H125V166L123 167V169H124ZM146 168H147V167H146ZM149 168H150V166H149ZM156 168H157V167H156ZM156 168H155V169H156ZM164 168H165V167H164ZM184 168H185V167H184ZM231 168H232V167H231ZM4 169H5V168H4ZM4 169H3V171H4ZM11 169H12V168H11ZM18 169H19V168H18ZM54 169H53V172H51V173H54ZM74 169H75V168H74ZM159 169H158V170H159ZM161 169H163V168H161ZM168 169H169V168H168ZM175 169H177V168H175ZM182 169H183V168H182ZM182 169H181V171H182ZM6 170H9V169H6ZM38 170H39V169H38ZM45 170H46V169H45ZM56 170H57V169H56ZM58 170L60 171V169H58ZM58 170H57L56 172H58ZM61 170H62V169H61ZM76 170H77V169H76ZM78 170H79V169H78ZM96 170H97V169H96ZM106 170H107V169H106ZM108 170H109V168H108ZM128 170H129V169H128ZM131 170H132V169L130 168V172H131ZM148 170H149V169H148ZM178 170H179V169L176 170V171H177L176 173L179 172ZM183 170H184V169H183ZM191 170H192V169H191ZM201 170H202V169H201ZM225 170H226V169H225ZM235 170H236V168H235ZM39 171H40V170H39ZM39 171H38V172H39ZM69 171H70V170H69ZM69 171H67L68 176L70 175V174H69ZM99 171H100V170H99ZM120 171H121V170H120ZM122 171H123V170H122ZM126 171H127V170H125L124 172H126ZM134 171H135V170H134V168H133V173H134ZM160 171H161V170H160ZM164 171H165V170H164ZM169 171H170V170H169ZM232 171H233V169H232ZM244 171H245V170H244ZM8 172H9V171H8ZM11 172H12V171H11ZM18 172H19V171H18ZM60 172H61V171H60ZM81 172H82V171H81ZM83 172H85V171H83ZM86 172H87V171H86ZM91 172H92V171H91ZM96 172H97V171H96ZM128 172H129V171H128ZM130 172H129V173H130ZM142 172H143V171H142ZM162 172H163V171H162ZM174 172H175V171H174ZM194 172H195V171H194ZM1 173L3 174V172H1ZM6 173H7V172H6ZM6 173H5V174H6ZM58 173H59V172H58ZM58 173H57V174H58ZM65 173H66V171H65ZM74 173H75V172H74ZM118 173H119V171H118ZM126 173H127V172H126ZM140 173H141V172H140ZM160 173H161V172H160ZM165 173H166V172H165ZM165 173L163 172L162 174H165ZM169 173H170V172H169ZM169 173L167 172L166 174H169ZM179 173H182V172H179ZM13 174H14V170H13ZM16 174H17V173H16ZM18 174H19V173H18ZM63 174H64V173H62L61 176H63ZM75 174H76V173H75ZM83 174H84V173H83ZM96 174H98V172H97ZM124 174H125V173H124ZM130 174H131V173H130ZM130 174H129V176H131ZM135 174H136V173H135ZM157 174H158V173H157ZM157 174L155 175V177L157 176ZM170 174H171V173H170ZM170 174H169V175H170ZM182 174H183V173H182ZM189 174H190V173H189ZM199 174H200V173H199ZM201 174H202V173H201ZM260 174H261V173H260ZM47 175H48V174H47ZM53 175H55V174H53ZM53 175H50V177L53 176ZM80 175H82V174H80ZM99 175H100V174H99ZM110 175H111V173H110ZM126 175H127V174H126ZM138 175H139V174H138ZM158 175H159V174H158ZM172 175H173V173H172ZM174 175H175V174H174ZM176 175H177V174H176ZM191 175H193V174H191ZM254 175H255V174H254ZM262 175H263V174H262ZM0 176H1V174H0ZM27 176H28V175H27ZM30 176H32V174L29 175V177H30ZM59 176H60V175H59ZM65 176H66V174H65ZM68 176H66V177H68ZM141 176H142V174H141ZM178 176H180V174L177 175V177H178ZM188 176H189V175H188ZM250 176H251V175H250ZM258 176H260V175H258ZM2 177H3V176H2ZM16 177H17V176H16ZM29 177H28V179H29ZM33 177H35V176H33ZM33 177H32V178H33ZM42 177H44V176H42ZM46 177H47V176H46ZM72 177L74 178V176H72ZM94 177H95V176H94ZM118 177H119V176H118ZM136 177H137V176H136ZM160 177H161V175H160ZM174 177H175V176H174ZM190 177H191V176H190ZM196 177H197V176H196ZM209 177H210V176H209ZM247 177H248V176H247ZM4 178H5V177H4ZM13 178H14V176H13ZM38 178H40V177H38ZM48 178H49V177H48ZM63 178H64V176H63ZM78 178H79V177H78ZM80 178H81V177H80ZM114 178H115V177H114ZM156 178H157V177H156ZM204 178H205V177H204ZM2 179H3V178H2ZM2 179H1V181H2ZM6 179L8 180L9 178H6ZM6 179H5V180H6ZM22 179H24V178H22ZM50 179H51V178H50ZM58 179H59V178H58ZM71 179H72V178H71ZM75 179H77L76 175H75ZM85 179H86V178H85ZM94 179H95V178H94ZM96 179H97V178H96ZM96 179H95V180H96ZM108 179H109V178H108ZM161 179H162V178H161ZM247 179H248V178H247ZM255 179H256V178H255ZM17 180H18V179H17ZM17 180H16L15 182H18ZM25 180H27V177L25 178ZM29 180H30V179H29ZM36 180H37V179H36ZM40 180H41V179H40ZM53 180H54V179H53ZM63 180H66V179H63ZM92 180H93V177H92ZM98 180H99V179H98ZM263 180H264V179H263ZM1 181H0V183H1ZM8 181H9V180H8ZM8 181H7V182H8ZM11 181H12V179H11ZM11 181H10V182H11ZM43 181H44V180H43ZM55 181H56V180H55ZM60 181H61V180H59L58 182H60ZM68 181H69V180H68ZM77 181H78V180H77ZM81 181H82V179H81ZM142 181H143V180H142ZM163 181H164V180H163ZM233 181H234V180H233ZM235 181H236V180H235ZM240 181H241V180H240ZM7 182H6V183L3 182V183H5L4 185L7 186ZM10 182H8V183H10ZM13 182H14V181H13ZM26 182H27V181H26ZM29 182L32 183V180H30ZM52 182H53V181H52ZM64 182H65V181H64ZM71 182H72V181H71ZM83 182H84V181H83ZM83 182H81V183L83 184ZM95 182H96V181H95ZM116 182H117V181H116ZM132 182H133V181H132ZM210 182H211V180H210ZM210 182H209V183H210ZM242 182H243V181H242ZM11 183H12V182H11ZM11 183H10V184H11ZM21 183H22V182H21ZM37 183H38V181H37ZM44 183H45V182H44ZM50 183H51V182H50ZM65 183H67V182H65ZM84 183H85V182H84ZM88 183H89V182H88ZM114 183H115V182H114ZM180 183H181V182H180ZM211 183H212V182H211ZM219 183H220V182H219ZM263 183H264V182H263ZM67 184H68V183H67ZM69 184H70V183H69ZM72 184H73V183H72ZM75 184H76V183H75ZM78 184H80V183H78ZM110 184H111V183H110ZM129 184H130V183H129ZM230 184H231V183H230ZM236 184H237V183H236ZM241 184H242V183H241ZM11 185H14V184H11ZM55 185H56V184H55ZM59 185H60V184H59ZM104 185H105V184H104ZM226 185H227V184H226ZM244 185H245V184H244ZM8 186H9V184H8ZM15 186H16V185H15ZM43 186H44V185H43ZM43 186H42V188H44ZM45 186H46V184H45ZM47 186H50V184L47 185ZM68 186H69V185H68ZM160 186H161V185H160ZM262 186H263V185H262ZM2 187H3V185H2ZM12 187H13V186H12ZM37 187H38V186H37ZM37 187H36L35 189H37ZM209 187H210V186H209ZM235 187H236V186H235ZM254 187H255V186H254ZM3 188H4V187H3ZM5 188H6V187H5ZM14 188H15V187H14ZM14 188H13V189H14ZM18 188H21V187H18ZM22 188H23V186H22ZM22 188H21V189H22ZM27 188H28V190H29V187H28V186H27ZM30 188H31V187H30ZM71 188H72V187H71ZM153 188H154V187H153ZM161 188H162V187H161ZM25 189H26V187H24V190H25ZM48 189H49V188H48ZM59 189H60V187H59ZM75 189H76V187H75ZM79 189H80V187H79ZM217 189H218V188H217ZM11 190H12V189H11ZM17 190H18V189H17ZM33 190H34V189H33ZM42 190H43V189H42ZM251 190H252V189H251ZM12 191H15V190H12ZM18 191H19V190H18ZM38 191H39V189H38ZM50 191H51V190H49V192H50ZM98 191H99V189H98ZM183 191H184V190H183ZM232 191H233V189H232ZM234 191H235V190H234ZM237 191H238V190H236V192H237ZM254 191H255V190H254ZM19 192H20V191H19ZM29 192H30V191H29ZM36 192H37V191H36ZM75 192H76V191H75ZM155 192H157V191H155ZM250 192H251V191H250ZM23 193H24V192H23ZM63 193H64V192H63ZM67 193H69V192H67ZM234 193H235V192H234ZM263 193H264V192H263ZM3 194H4V191L0 188V196H2ZM12 194H13V193H12ZM12 194H11V195H12ZM19 194H20V193H19ZM24 194H25V193H24ZM33 194H34V193H32V195H31V194H29V195L33 197ZM64 194H65V193H64ZM69 194H70V193H69ZM71 194H72V192H71ZM96 194H97V193H96ZM169 194H170V193H169ZM7 195H8V194H7ZM9 195H10V194H9ZM22 195H23V194H22ZM36 195H37V194H36ZM36 195H34V196H36ZM51 195H52V194H51ZM60 195H61V194H60ZM66 195H67V194H66ZM252 195H253V193H252ZM18 196H19V195H18ZM20 196H21V195H20ZM23 196H24V195H23ZM26 196H27V195H26ZM30 196H27V197H30ZM37 196H38V195H37ZM169 196H170V195H169ZM172 196H173V195H172ZM6 197H7V196H6ZM16 197H17V196H16ZM32 197H31V198H32ZM38 197H39V196H38ZM41 197H42V196H41ZM62 197H63V196H62ZM93 197H94V196H93ZM104 197H105V196H104ZM1 198H3V197H1ZM8 198H9V197H8ZM12 198H14V195L11 197V199H12ZM18 198H19V197H18ZM18 198H17V199H18ZM67 198H68V197H67ZM67 198H66V199H67ZM105 198H106V197H105ZM141 198H142V197H141ZM205 198L207 199V197H205ZM237 198H238V197H237ZM260 198H261V197H260ZM3 199H4V198H3ZM6 199H7V198H6ZM19 199L21 200V198H19ZM26 199H27V198H26ZM107 199H108V198H107ZM151 199H152V198H150V200H151ZM157 199H159V198H157ZM253 199H254V198H253ZM258 199H259V198H258ZM7 200L9 201L10 199H7ZM12 200H13V199H12ZM12 200H11V201H12ZM56 200H57V199H56ZM70 200H71V198H70ZM92 200H93V199H92ZM99 200H100V199H99ZM142 200H143V199H142ZM150 200H149V203H150ZM211 200H212V199H211ZM213 200H214V199H213ZM213 200H212V201H213ZM242 200H243V198H242ZM256 200H257V199H256ZM260 200H261V199H260ZM263 200H264V199H263ZM14 201H15V200H14ZM28 201H30V200H28ZM35 201H36V200H35ZM42 201H43V200H42ZM42 201H41V203H42ZM53 201H54V200H53ZM59 201H61V199H60ZM97 201H98V200H97ZM154 201H155V200H154ZM154 201H153V199H152V202H154ZM158 201H159V200H158ZM158 201H157V202H158ZM206 201H207V200H206ZM208 201L211 202L210 199H209ZM208 201H207V204H208V206H209L210 204H209ZM1 202L5 203V201H1ZM1 202H0V203H1ZM6 202H7V201H6ZM25 202H26V201H25ZM25 202H24V203H25ZM38 202H39V204H41L40 201H38ZM38 202H37V203H38ZM44 202H47V201H44ZM66 202H67V201H66ZM68 202H69V201H68ZM86 202H87V201H86ZM146 202H148V201L146 200ZM159 202H160V201H159ZM257 202H258V201H257ZM259 202H260V201H259ZM35 203H36V202H35ZM37 203H36V204H37ZM48 203H49V202H48ZM56 203H57V202H56ZM73 203H74V202H73ZM94 203H95V201H94ZM144 203H145V202H144ZM155 203H156V201L154 202V205H155ZM205 203H206V202H205ZM205 203H204V207H205ZM1 204H2V203H1ZM1 204H0V205H1ZM9 204H10V203H9ZM17 204H19V203L17 202ZM25 204H26V203H25ZM30 204H31V203H30ZM32 204H33V203H32ZM36 204H35V205H36ZM46 204H47V203H46ZM89 204H90V203H89ZM140 204H141V203H140ZM142 204H143V203H142ZM147 204H148V203H147ZM150 204H151V203H150ZM152 204H153V203H152ZM156 204H157V203H156ZM160 204H161V203H160ZM162 204H163V202H162ZM168 204H169V203H167V205H168ZM200 204H201V203H200ZM207 204H206V205H207ZM211 204H212V203H211ZM213 204H214V201H213ZM213 204H212V205H213ZM6 205H7V204H6ZM6 205H5V206H6ZM20 205H21V204H20ZM20 205H19V206H20ZM41 205H42V204H41ZM48 205H51V204H48ZM48 205H47V206H48ZM54 205H55V204H54ZM68 205H69V204H68ZM91 205H92V203H91ZM101 205H102V204H101ZM101 205H100V206H101ZM144 205H145V204H144ZM148 205H149V204H148ZM148 205H147V208H148ZM154 205H149V206H150V208H152V206H154ZM164 205H165V204H164ZM164 205H162V207H163ZM169 205H170V204H169ZM212 205H211V207H212ZM2 206H3V205H2ZM2 206H1V208H0V219L2 220V223H0V226H1V224H5V222H8V221L11 222V220H9V219H8V221H5V216L7 215L6 213H9V212H6V211H5V210H7L8 206H6L7 208H6V207H3L4 209H2ZM19 206H18V207H19ZM96 206H97V205H96ZM158 206H160V205H158ZM170 206H172V205H170ZM170 206H169V207H170ZM213 206H215V205H213ZM250 206H251V204H250ZM252 206H253V205H252ZM262 206H264V204H263ZM13 207H14V206H13ZM16 207H17V205H16ZM16 207H14V208H16ZM28 207H29V206H28ZM35 207L37 208V207H39V206L37 205V206H35ZM54 207H55V206H54ZM61 207H62V206H61ZM69 207H71V206H69ZM72 207H73V206H72ZM78 207H79V206H78ZM84 207H85V206H84ZM87 207H88V206H87ZM140 207H142V206L140 205ZM156 207H157V206H156ZM162 207H161V208H162ZM173 207H174V206H173ZM5 208H6V209H5ZM20 208H23V203H22V207L20 206ZM25 208L27 209V206H26ZM31 208H34V206L31 207ZM36 208H35V209H36ZM40 208H42V207H40ZM52 208H53V207H52ZM102 208H103V206H102ZM102 208H100L101 210H99V209H98V210H95V211H94V210H91V211L94 212V216H93V215H92V216H93V217H96V219L98 220V222H100L99 220H101V218H103L104 214H106V213H105V210H102ZM150 208H148V209H150ZM161 208H159V209L162 211ZM164 208H165V207H164ZM164 208H163V209H164ZM202 208H203V207H202ZM206 208H207V207H206ZM208 208H209V207H208ZM250 208H251V207H250ZM258 208H259V206H258ZM9 209H10V212H11V213H15V214H16V212H13L14 209H12V208H9ZM11 209H12V211H11ZM16 209H17V208H16ZM23 209H24V208H23ZM29 209H30V208H29ZM43 209H45V208H43ZM94 209H95V207H94ZM103 209H104V208H103ZM159 209H158V211H159ZM165 209H166V208H165ZM165 209H164V211H165ZM172 209H173V208H172ZM211 209L213 210V209H215V208H211ZM21 210H22V209H21ZM21 210H20V211H21ZM36 210H37V209H36ZM38 210H39V209H38ZM48 210H50V209H48ZM58 210H59V209H58ZM71 210H72V209H71ZM71 210H70V211H71ZM86 210H87V208H86ZM106 210H107V209H106ZM138 210H140V209H138ZM138 210H137V213H138ZM152 210H154V209L152 208ZM170 210H171V208H170ZM202 210H205V209H202ZM208 210L210 211V209H208ZM18 211H19V210H18ZM18 211H17V212H18ZM25 211L27 212V211H29V210H24V211L22 210L21 212L24 213ZM33 211H35V210L33 209ZM43 211H44V210H43ZM63 211H64V210H63ZM65 211H66V210H65ZM88 211H89V210H88ZM91 211H90V212H91ZM143 211H144V210H143ZM145 211H146V210H145ZM145 211H144V212H145ZM154 211H155V210H154ZM173 211H175V210L173 209ZM31 212H32V209H31ZM141 212H142V211H141ZM146 212H149V211H146ZM152 212H153V211H152ZM152 212H151V213H152ZM159 212H160V211H159ZM159 212H156V213H159ZM200 212H202V211H200ZM11 213H10V214H11ZM27 213L29 214V212H27ZM27 213H26V215H28ZM32 213H33V212H32ZM34 213H35V212H34ZM39 213H40V212H39ZM64 213H65V212H64ZM70 213H71V212H70ZM72 213H73V212H72ZM84 213H85V212H84ZM88 213H89V212H88ZM110 213H111V212H110ZM149 213H150V212H149ZM149 213H148V214H149ZM156 213L153 212L152 215H153V214H156ZM167 213H169V212L167 211ZM203 213H204V212H203ZM205 213H206V211H205ZM210 213H211V212H210ZM216 213H217V212H216ZM227 213H228V212H227ZM18 214H19V212H18ZM18 214H17V215H18ZM36 214H37V216H39V215H38V212H37ZM36 214H35V216H34L35 218H36ZM45 214H47V213H45ZM49 214H50V213H49ZM56 214H57V213H56ZM135 214H136V213H135ZM139 214H140V213H139ZM160 214H162V213H160ZM164 214H165V213L162 214V215H163V218H162L163 220H162V221H164V216H165ZM173 214H174V213H173ZM208 214H209V213H208ZM217 214H218V213H217ZM11 215L13 216V214H11ZM11 215H10V219L14 217V216L11 217ZM23 215L26 216L25 214H22V216L19 214L18 216H16V219H17V217L19 218V216H21V217H22V220H23V218H25V217H23ZM29 215H30V214H29ZM33 215H34V214H33ZM43 215H44V214H43ZM43 215H42V216H43ZM81 215H82V214H81ZM81 215H80V216H81ZM106 215H107V214H106ZM132 215H133V214H132ZM150 215H151V214H150ZM205 215H206V214H205ZM205 215H204V216H205ZM213 215H214V213H213ZM213 215H212V213H211V216H213ZM251 215H252V214H251ZM8 216H9V214H8ZM30 216H32V215H30ZM30 216H28V217L30 218ZM42 216H41V217H42ZM53 216H54V215H53ZM85 216H86V215H85ZM88 216H89V214H88L86 217H88ZM114 216H115V215H114ZM114 216H113V217H114ZM136 216H138V215L136 214ZM156 216H157V215H156ZM188 216H189V215H188ZM196 216H197V215H196ZM204 216H203V217H204ZM206 216H207V215H206ZM220 216H223V215H220ZM234 216H235V215H234ZM234 216H233V217H234ZM243 216H244V214H243ZM252 216H253V215H252ZM28 217H26V218H28ZM41 217H40V219H41ZM43 217H44V216H43ZM106 217H107V216H106ZM154 217H155V216H154ZM160 217H161V216H160ZM160 217H157L156 220H159L158 218H160ZM167 217H168V218H166V219H170L168 215H167ZM173 217H174V216H173ZM197 217H198V216H197ZM214 217H215V216H214ZM214 217H213L212 219H214ZM216 217H217V216H216ZM216 217H215V218H216ZM231 217H232V214H231ZM249 217H250V215H249ZM253 217H254V216H253ZM7 218H8V217H7ZM32 218H33V216H32ZM32 218H31V220H32ZM35 218H33V219L35 220ZM44 218H45V217H44ZM44 218H42V220H43ZM48 218H49V217H48ZM137 218H138V217H137ZM143 218H144V217H142L141 219H143ZM190 218H191V217H190ZM208 218H209V217H208ZM224 218H225V217H224ZM246 218H247V217H246ZM250 218H251V217H250ZM16 219H15V220H16ZM73 219H74V218H73ZM144 219H145V218H144ZM149 219H150V217H149ZM149 219H147V220H149ZM171 219H172V218H171ZM183 219H184V218H183ZM191 219H192V218H191ZM212 219L210 218V220H212ZM220 219H221V221L224 220L223 218H220ZM240 219H241V218H240ZM251 219H253V218H251ZM263 219H264V218H263ZM38 220H39V219H38ZM38 220H37V221H38ZM44 220H45V219H44ZM44 220H43V222H44ZM63 220H64V219H63ZM67 220H68V219H67ZM67 220H66V221H67ZM69 220H71V219L69 218ZM160 220H161V219H160ZM196 220H198V219H196ZM225 220H227V219H225ZM225 220H224V221H225ZM232 220H233V219H232ZM236 220H237V219H235V221H236ZM241 220H242V219H241ZM25 221H26V219H25ZM28 221H29V219L27 220V222H28ZM39 221L42 222L41 220H39ZM47 221H48V220H47ZM50 221H51V220H50ZM54 221H55V220H54ZM58 221H59V220H58ZM58 221H56V222H58ZM66 221H64V223H65ZM74 221H75V219H74ZM76 221H77V220H76ZM90 221H92V220H90ZM90 221H89V222H90ZM126 221H127V220H126ZM151 221H152V220H151ZM171 221H172V220H171ZM171 221H170V222H171ZM184 221H185V219H184ZM190 221H191V220H190ZM193 221H194V219L192 220V222H193ZM198 221H199V220H198ZM198 221H196V222H198ZM221 221H220V222H221ZM254 221H255V220H254ZM254 221H253V222H254ZM10 222H9V223H10ZM20 222H21V221H20ZM20 222L18 221L17 223L20 224ZM22 222H23V221H22ZM40 222H39V223H40ZM51 222H52V221H51ZM51 222H50L49 224H52ZM67 222H68V221H67ZM69 222H70V221H69ZM94 222H95V221H94ZM96 222H97V221H96ZM124 222H125V221H124ZM124 222H123V223H124ZM137 222H138V221H137ZM139 222H140V221H139ZM141 222H142V220H141ZM145 222H146V221H145ZM154 222H155V221H154ZM154 222H150V223L154 224ZM157 222H158V221H157ZM168 222H169V220H168ZM168 222H166V223H168ZM175 222H178V221H175ZM179 222L182 223L181 221H179ZM201 222H203V220H202ZM201 222H200V224H203V223H201ZM205 222H206V221H205ZM213 222H214V221H213ZM232 222H233V221H232ZM236 222H237V221H236ZM12 223H13V222H12ZM12 223H11V224H12ZM29 223H30V222H29ZM36 223H37V222H36ZM46 223H47V222H46ZM73 223H74V222H73ZM76 223H77V222H76ZM146 223L149 224V222H146ZM162 223H163V222H162ZM183 223H184V222H183ZM188 223H189V222H188ZM221 223H222V222H221ZM223 223H224V222H223ZM225 223H227V222H225ZM225 223H224V224H225ZM250 223H251V222H250ZM257 223H259V222H257ZM6 224H7V223H6ZM14 224H15V225H13V226L15 227V226H16V222H14ZM19 224H17V226H18L17 229L19 228ZM23 224H24V223H22L21 226H22V229L25 231V229H26V228H25L26 225H25V227H24L25 229H24V228H23ZM25 224H27V223H25ZM31 224H32V223H31ZM33 224H34V223H33ZM54 224H55V223H54ZM56 224H57V223H56ZM56 224H55V225H56ZM60 224H61V223H60ZM62 224H63V223H62ZM65 224H66V223H65ZM88 224H89V223H88ZM88 224H87V225H88ZM102 224H103V222L101 223V225H102ZM107 224H108V223H107ZM135 224H136V222H135ZM148 224H147V225H148ZM164 224H165V223H164ZM190 224H191V222H190ZM205 224H206V223H204V225H205ZM208 224H210V223H208ZM208 224H206V225H208ZM219 224H220V223H218L217 225L219 226ZM227 224H228V223H227ZM232 224H234V223H232ZM238 224H239V223H238ZM248 224H249V223H248ZM254 224H255V223H254ZM9 225H10V224H9ZM52 225H53V224H52ZM71 225H72V224H71ZM76 225H78V224H76ZM98 225H99V224H98ZM109 225H110V224H109ZM124 225H125V224H124ZM136 225H137V224H136ZM143 225H144V222H143ZM147 225L145 224V226H147ZM149 225L154 227L155 224H154V225L149 224ZM149 225H148V227H149ZM160 225H161V224H160ZM169 225H170V224H169ZM179 225H180V224H179ZM192 225H193V224H192ZM195 225H197V224H195ZM204 225H202L203 228H206ZM234 225H235V224H234ZM234 225H233V226H234ZM258 225H259V224H258ZM5 226H6V225H5ZM5 226L2 225L1 227H5ZM21 226H20V227H21ZM35 226H36V225H34L33 227H35ZM37 226H38V228H36V230L39 229L40 224L37 225ZM37 226H36V227H37ZM56 226H57V225H56ZM61 226H62V225H61ZM66 226H67V224H66ZM74 226H75V225H74ZM79 226H81V225H79ZM99 226H100V225H99ZM140 226H142V225H140ZM164 226H165V225H164ZM188 226H189V225H188ZM244 226H245V225H244ZM253 226L256 227L257 225H256V226L253 225ZM7 227H8V226H7ZM14 227H12V229H11L10 226H9V228H10L11 230H13ZM31 227H32V225H31ZM33 227H32V228H33ZM42 227L44 228V225H43ZM42 227H41V229H42ZM46 227H47V226H46ZM58 227H59V223H58ZM64 227H65V225H64ZM67 227H68V226H67ZM70 227H71V226H70ZM72 227H73V226H72ZM77 227H78V226H77ZM111 227H112V226H111ZM133 227H135V226H133ZM179 227H180V226H177L176 228L179 229ZM181 227H183V226H181ZM184 227H185V226H184ZM184 227H183V228H184ZM193 227H194V226H192V228H193ZM196 227H198V226H196ZM211 227H212V226H211ZM214 227H216V226H213V229H212V230H214ZM224 227H226V226H224ZM231 227H232V225H231ZM234 227H235V226H234ZM247 227H248V226H247ZM247 227H246V228H247ZM52 228H54V227H52ZM73 228H74V227H73ZM81 228H82V227H81ZM131 228H132V227H131ZM135 228H136V227H135ZM141 228H142V227H141ZM151 228H152V227H151ZM189 228H191V227H189ZM192 228H191V229H192ZM208 228H209V227H208ZM221 228H222V227H221ZM221 228H219V229H218V228H215V232H218V231H216V229L220 230ZM244 228H245V227H244ZM250 228H251V227H250ZM256 228H257V227H256ZM0 229H1V230H0V233L3 234L7 228L3 229L4 232H2V231H3L2 228H0ZM14 229H16V228H14ZM17 229H16V230H17ZM19 229H20V228H19ZM27 229H29V228H27ZM34 229H35V228H34ZM34 229H33V232L35 231ZM44 229H45V228H44ZM44 229H42V231H41L40 229H39V230L41 231V233H42L43 231H45V233H46V230H44ZM48 229H49L48 231H50L51 228L48 227ZM54 229H55V228H54ZM63 229H64V228H63ZM78 229H79V228H78ZM129 229H130V228H129ZM129 229H127V230L129 231ZM136 229H139V226H138V228H136ZM136 229H135V231H136ZM142 229H143V228H142ZM148 229H150V228H148ZM153 229H155V228H153ZM157 229H158V227H157ZM186 229H187V228H186ZM191 229H190V230H191ZM193 229H195V228H193ZM198 229H199V228H197V232H198ZM210 229H211V228H210ZM242 229H243V227H242ZM242 229H241V230H242ZM23 230H22V232H23ZM39 230H38V231H39ZM56 230H59V228L56 229ZM68 230H69V228H68ZM71 230H72V229L70 228V231H71ZM73 230H74V229H73ZM80 230H81V229H80ZM83 230H84V229H83ZM120 230H123V229H120ZM124 230H125V228H124ZM124 230H123V231H124ZM145 230H147V229H145ZM145 230H144V232H141V234H140V232H138L139 234H136V235L133 234L134 232H133V233L131 232V233H130V236L133 237V238H135V239H136L137 236L142 237V238H141V241H142V239H144V234H146L145 236H148V235L150 234V233H148L149 231H145ZM187 230L189 231V229H187ZM199 230H200V229H199ZM208 230H209V229H208ZM221 230H222V229H221ZM223 230H224V229H223ZM230 230H231V229H230ZM241 230H240V231H241ZM13 231H14V230H13ZM19 231H21V230H19ZM29 231H30V230H29ZM40 231H39V233H40ZM70 231H68V232H70ZM97 231H98V229H97ZM117 231H118V230L116 229L115 232L117 233ZM130 231H131V229H130ZM133 231H134V230H133ZM151 231H152V229H151ZM151 231H150V232H151ZM176 231H177V230H176ZM184 231H185V230H182V231L180 232V229H179V232H180V233H178V234H179L178 236H179V238H180L181 240H183V239H187V238H188L187 236H185L186 234L188 235V233H186V232H184ZM192 231L194 232V230H192ZM195 231H196V230H195ZM202 231H203L202 233H205V229L202 230ZM210 231H211V230H210ZM228 231H229V230H228ZM232 231L234 232V229H232ZM7 232H8V231H7ZM11 232H12V231H10V232H8V233H11ZM14 232H15V231H14ZM17 232H18V231H17ZM33 232H32V233H33ZM50 232H51V231H50ZM56 232H58V231H56ZM63 232H64V234H65V231H64V230H63ZM78 232H79V231H78ZM87 232H88V231H87ZM89 232H90V231H89ZM118 232H119V231H118ZM136 232H137V231H136ZM153 232H154V231H153ZM155 232H157V231H155ZM155 232L152 233V234H150V236H151V235L153 236V234H155ZM177 232H178V231H177ZM177 232H175V233L173 232V233L176 234ZM193 232H192V233H193ZM199 232H200V231H199ZM199 232H198V233H199ZM207 232H208V231H207ZM220 232H221V231H220ZM220 232L217 233V234H220ZM225 232H227V231H225ZM8 233H5V235L8 234ZM19 233H21V232H19ZM27 233H29V232H27ZM34 233H35V232H34ZM34 233H33V234H34ZM53 233L56 234L55 231H54ZM58 233H60V232H58ZM61 233H62V232H61ZM157 233H158V232H157ZM185 233H186V234H185ZM198 233H195V234H198ZM202 233H201V235H202ZM210 233H211V232H210ZM210 233H209V234H210ZM212 233H213V232H212ZM230 233H231V232L229 231V234H230ZM241 233H242V232H241ZM241 233H240V234H241ZM13 234H15V233H13ZM23 234H24V232H23ZM47 234H48V233H47ZM49 234H50V233H49ZM69 234H71V233H69ZM91 234H92V233H91ZM114 234H115V233H114ZM120 234H121V232H120ZM122 234H123V232H122ZM127 234H129V232H127L126 235H127ZM160 234H161V233H160ZM205 234H208V233H205ZM214 234H215V233H214ZM214 234H212V235H214ZM222 234L225 235V233H222ZM227 234H228V233H227ZM231 234H232V233H231ZM231 234H230V235H231ZM38 235H39V234H38ZM50 235H51V234H50ZM92 235H93V234H92ZM169 235H170V234H169ZM189 235H190V234H189ZM193 235H194V233H193ZM203 235H204V234H203ZM212 235L210 234L209 236L211 237ZM6 236H8V235H6ZM11 236H12V234L9 235V238H11ZM36 236H37V235H36ZM42 236H43V235H42ZM42 236H41V237H42ZM60 236H62V234H61ZM65 236H66V235H65ZM75 236H76V235H75ZM90 236H91V235H90ZM122 236H124V235H122ZM135 236H136V237H135ZM152 236H151V237H152ZM174 236H175V235H173V237H174ZM195 236H196V235H195ZM204 236L208 237V235H204ZM1 237H2V235H1ZM19 237H20V236H18L17 238H19ZM28 237H29V239H30V235L27 236L26 238H28ZM39 237H40V235H39ZM44 237H46V235H45ZM57 237H58V235H57ZM68 237H69V235H68ZM68 237H67V238H68ZM76 237H77V236H76ZM164 237H165V236H164ZM168 237H169V236H168ZM168 237H167V238H168ZM193 237H194V236H193ZM196 237H197V236H196ZM206 237H204V239H205ZM210 237H209V238H210ZM218 237H219V236H218ZM222 237H223V236H222ZM4 238H5V237H4ZM4 238H2V239L4 240ZM9 238H8V239H5V241H2V242L0 241V246L2 247V249L4 248L5 243H7V242L9 241ZM12 238H13V237H12ZM15 238H16V237H15ZM26 238H24V239H26ZM36 238H37V237H36ZM36 238L34 237L32 241H34V239H36ZM50 238H51V237H50ZM54 238H55V236H54ZM63 238H64V236H63ZM71 238H72V237H71ZM83 238H84V237H83ZM125 238H126V237H125ZM129 238H130V237H129ZM153 238H156V237H153ZM165 238H166V237H165ZM169 238H170V237H169ZM174 238H175V237H174ZM177 238H178V237H177ZM191 238H192V237H191ZM197 238H198V240H199V237H197ZM201 238H203V237L201 236ZM216 238H217V235H214V237H213V238H210V240L207 239L208 241H206V240H204V239H201L200 241H197V240H196V243H194V242H193L194 240H193V241H192L193 243L189 244V242H186V244H183V245H181L180 247H178V246H179V245H178V246H177L178 248L175 247V249L173 248L174 246H173V245H170L171 243H169V241H168V243H169V244H168V245H169L168 247L171 248V250H172L171 252H167V251H168V250L166 251V245H167V244H165V248H164V244H163V249H159V250L157 249V250H156V248H155V249L152 251V253H151V254L153 255V257L151 258V254H150V256L147 255V256H149L150 258H149L147 261L142 262V264H162V262H166V263H164V264H187L186 262H189V263L192 264V263H193V260H192V257H191V256H193L194 254H197V253L202 252V251H204V250H205V251H206V250H208V251H212L213 254H215L217 251H219V250H217L218 247H219V246H218V241H217L218 238H217V239H216ZM220 238H221V237H220ZM229 238H230V237H229ZM40 239H41V238H40ZM40 239H39V241H40ZM52 239H53V237H52ZM65 239H66V238H65ZM111 239H112V238H111ZM122 239H123V241L125 240L124 238H122ZM137 239H138V237H137ZM192 239H193V238H192ZM192 239H191V240H192ZM194 239H196V238H194ZM214 239H216V240H214ZM0 240H1V239H0ZM18 240H19V239H18ZM49 240H50V239H47V241H49ZM53 240H55V239H53ZM58 240H59V237H58ZM62 240H63V239H62ZM115 240H116V239H115ZM118 240H119V239H118ZM126 240H128V237L126 238ZM131 240H132V239H131ZM157 240H158V239H157ZM169 240H170V239H169ZM172 240H173V238H172ZM175 240H176V238L174 239V241H175ZM178 240H179V239H178ZM191 240H190V242H191ZM219 240H220V239H219ZM225 240H227V239H225ZM225 240H224V242H225ZM35 241H36V240H35ZM43 241H46V240H43ZM47 241H46V244H45V245H47ZM55 241H56V240H55ZM63 241H64V240H63ZM69 241H70V240H69ZM109 241H110V240H109ZM111 241H113V240H111ZM119 241H120V240H119ZM136 241H137V240H136ZM138 241H139V240H138ZM138 241H137V243H138ZM174 241H172V242H174ZM186 241H187V240H186ZM3 242H4V243H3ZM9 242H10V241H9ZM19 242H20V241H19ZM24 242H25V240H24ZM50 242H51V241H50ZM58 242H61V241H58ZM58 242H57V243H58ZM75 242H77V241H75ZM106 242H107V241H106ZM120 242H121V241H120ZM125 242H126V241H124L123 244H125ZM132 242H133V241H132ZM142 242H143V241H142ZM146 242H147V241H146ZM180 242H181V241H180ZM219 242H220V241H219ZM224 242H222V243L224 244ZM16 243H17V242H16ZM21 243H23L22 240H21ZM21 243H20V245H21V247H22V250H15V249H14V250H12V251H7V249H6L7 253L10 254V255H8V257L10 256V258H11V262H12L13 264H17V263L19 264V263L21 262V259L24 257V259H22V260H25V263H26V264H34L35 261H34L33 259H31V260H30V259H27V256H28V253H29V250H30V249H28V247H27L26 245H24V244H23V246H22ZM28 243H31V242H27V244H28ZM36 243H38V242H36ZM42 243H43V242H42ZM62 243H63V242H62ZM71 243H72V242H71ZM112 243H113V242H112ZM149 243H150V242H149ZM165 243H166V242H165ZM175 243H176V242H175ZM177 243H178V241H177ZM182 243H183V241H182ZM184 243H185V242H184ZM222 243H221V244H222ZM10 244H12V243H10ZM25 244H26V243H25ZM55 244H56V243H55ZM116 244H117V243H116ZM128 244H129V243H128ZM178 244H180V243H178ZM13 245H14V244H13ZM18 245H19V243H18ZM29 245H30V244H29ZM45 245H43V246H45ZM49 245H51V244H49ZM53 245H54V244L52 243V246H53ZM60 245H61V244H60ZM119 245H120V243H119ZM130 245H131V244H130ZM133 245H134V243H133ZM135 245H136V244H135ZM135 245H134V246H135ZM139 245H140V247L138 246L139 248H138V247H137V248L132 247L133 249H134V248H135V249H134V251L131 250V251L129 252V254L127 253V254H128V257H125V255H124V257H122V259H123V261H124V264H133V263L135 262V255L138 253V251H139V250H140V251H143L144 248L147 247V246H146V247L143 246V243H139ZM146 245H147V244H146ZM224 245H225V244H224ZM6 246H8V245L6 244ZM11 246H12V245H11ZM15 246H16V245H15ZM30 246H31V248H33L32 245H30ZM33 246H35V244H34ZM37 246H38V245H37ZM37 246H36V247H37ZM39 246H41V245H39ZM64 246H66V245H64ZM74 246H75V245H74ZM78 246H80V245H78ZM108 246H109V243H108ZM123 246H124V245H123ZM123 246H122V247H123ZM131 246H132V245H131ZM131 246H130V247H131ZM149 246H150V245H149ZM158 246H159V245H158ZM172 246H173V247H172ZM221 246H222V245H221ZM18 247H19V246H18ZM46 247H47V246H46ZM59 247H60V246H59ZM61 247H62V245H61ZM111 247H112V249H113V246H111ZM120 247H121V246H120ZM126 247H127V246H126ZM159 247H160V246H159ZM161 247H162V246H161ZM168 247H167V248H168ZM225 247H227V245L224 246V248H225ZM252 247H253V246H252ZM262 247H263V246H262ZM13 248H14V247H13ZM29 248H30V247H29ZM37 248H38V247H37ZM37 248H36L35 250H37ZM43 248H44V247H43ZM43 248H42V249H43ZM48 248H49V247H48ZM72 248H73V247H72ZM80 248H81V247H80ZM106 248H107V246H106ZM115 248H116V247H115ZM148 248H149V247H148ZM152 248H154V247H152ZM152 248H151V249H152ZM224 248L221 247V249H224ZM250 248H251V247H250ZM257 248H258V247H257ZM257 248H256V249H257ZM16 249H17V248H16ZM20 249H21V248H20ZM42 249H41V250H42ZM49 249H50V248H49ZM52 249H53V248L51 247V250H52ZM54 249H55V248H54ZM59 249H60V251H61V248H59ZM66 249H67V247H66ZM66 249H65V250H66ZM73 249H74V248H73ZM76 249H77V248H76ZM118 249H119V248H118ZM247 249H248V247H247ZM259 249H260V248H259ZM3 250H5V248H4ZM8 250H9V249H8ZM38 250H39V249H38ZM63 250H64V248H63ZM69 250H70V249H69ZM69 250H68V251H69ZM80 250H81V249H80ZM85 250H86V249H85ZM114 250H115V249H114ZM125 250H127V248H126ZM125 250H124V251H125ZM149 250H150V249H149ZM149 250H148L147 252H149ZM226 250H227V249H226ZM1 251H2V250H1V248H0V252H1ZM32 251H33V249L30 250V252H32ZM52 251H53V250H52ZM58 251H59V250H58ZM68 251H67V252H68ZM101 251H102V250H101ZM108 251H109V250H108ZM108 251H107V252H108ZM117 251H118V250H117ZM144 251H145V250H144ZM208 251H207V252H208ZM227 251H228V252H227ZM227 251L222 250V253H221V251H220V253H221V254H220V257H218L219 259H216V261H214L215 258L212 260V259H211L212 257H209L211 260L208 261V263H207V261H205V262H206L207 264H210V263H211V264H226L227 262H230V264H236V263L238 264L239 262H241V261H239V260L241 259V257H239V256H237V255H234V256L232 255V257L229 259L231 253H229V250H227ZM249 251H250V250H249ZM41 252H43V250H42ZM45 252H46V251H45ZM65 252H66V251H65ZM90 252H92V250H91ZM90 252H89V254H90ZM103 252H104V251H103ZM112 252H114V251H112ZM112 252H111V253H112ZM122 252H123V251H122ZM125 252H126V251H125ZM125 252H124V253H125ZM147 252H146V253H147ZM207 252H206V253H207ZM261 252H263V251H261ZM1 253H2V252H1ZM33 253H34V252H33ZM39 253H40V252H39ZM46 253H47V252H46ZM48 253H49V251H48ZM76 253H77V252H76ZM85 253H86V251H85ZM109 253H110V252H109ZM116 253H117V252H116ZM119 253H120V252H119ZM149 253H150V252H149ZM202 253H203V252H202ZM29 254H30V253H29ZM37 254H38V253H36V255H37ZM43 254H45V253H43ZM59 254H60V253H59ZM62 254H63V253H62ZM78 254H79V253H78ZM93 254H95V253H93ZM96 254H97V253H96ZM100 254H101V253H100ZM100 254H99V255H100ZM203 254H204V253H203ZM218 254H219V253H218ZM243 254H244L245 256H246V255L249 256L250 258L253 256L252 252H251L252 255H251V254H250V255L247 254V252H244ZM263 254H264V253H263ZM263 254H262V257H263ZM30 255H31V254H30ZM41 255H42V253H41ZM45 255H46V254H45ZM45 255H44V256H45ZM64 255H65V254H64ZM79 255H80V254H79ZM81 255H82V254H81ZM86 255H87V254H86ZM86 255H85V256H86ZM102 255H103V254H102ZM105 255H106V254H105ZM107 255H108V254H107ZM116 255H117V254H116ZM121 255H123V253H122ZM140 255H141V253H140ZM142 255H145V253H143ZM197 255H198V254H197ZM209 255H210V254H209ZM239 255H240V254H239ZM37 256H38V255H37ZM52 256H53V254H52ZM69 256H70V255H69ZM97 256H98V255H97ZM204 256H205V255H204ZM216 256H217V255H216ZM245 256H244V257H245ZM45 257H47V256H45ZM55 257H56V256H54V258H55ZM67 257H68V256H67ZM77 257H78V256H77ZM81 257H82V256H81ZM111 257H112V256H111ZM117 257H119V256L117 255ZM117 257H116V260H117ZM141 257H142V256H141ZM253 257H255V256H253ZM256 257H257V256H256ZM259 257H260V256H259ZM259 257H258V258H259ZM10 258H9V259H10ZM29 258H30V256H29ZM34 258H35V256H34ZM37 258H38V257H37ZM39 258H40V257H39ZM41 258H42V260L44 259L43 257H41ZM68 258H69V257H68ZM86 258H87V256H86ZM86 258H85V259H86ZM88 258H89V257H88ZM94 258H95V257H94ZM113 258H115V256H113ZM143 258H146V257H143ZM216 258H217V257H216ZM250 258H249V262H248V263L246 262L247 264H258V263L261 264V263H262V261H260V262L257 263V259H258V258L256 259V261L254 260L255 262H253V260H250ZM260 258H261V257H260ZM4 259H5V258H4ZM4 259H3V260H4ZM9 259H8V260H9ZM77 259H79V258H77ZM91 259H92V258H91ZM96 259H97V257H96ZM106 259H107V258H106ZM203 259H204V258H203ZM6 260H7V258H6ZM6 260H5V262H6ZM62 260H63V259H62ZM68 260H69V259H68ZM71 260H72V259H71ZM93 260H94V259H93ZM129 260H130V261H129ZM136 260H137V259H136ZM139 260H140V258H139ZM206 260H207V258H206ZM231 260H233V261H231ZM259 260H260V259H259ZM262 260H263V262H264V258H263ZM43 261H44V260H43ZM57 261H58V260H57ZM96 261H97V260H96ZM184 261H185V262H184ZM198 261H199V260H198ZM202 261H203V260H202ZM202 261H200V262H202ZM0 262H1V261H0ZM11 262H10V263H11ZM22 262H23V261H22ZM46 262H48V261H46ZM80 262H81V261H80ZM99 262H101V260H100ZM102 262H103V261H102ZM105 262H106V261H105ZM140 262H141V261H140ZM8 263H9V262H8ZM10 263H9V264H10ZM25 263H24V264H25ZM63 263H64V262H63ZM71 263H72V262H71ZM86 263L89 264L90 262L88 263V261L86 260ZM92 263H93V262H92ZM135 263H136V262H135ZM202 263H203V262H202ZM20 264H21V263H20ZM22 264H23V263H22ZM35 264H38V262H36ZM40 264H42V263H40ZM44 264H45V263H44ZM47 264H49V263H47ZM55 264H56V262H55ZM67 264H70V263L67 262ZM81 264H82V263H81ZM120 264H123V263H120ZM140 264H141V263H140ZM197 264H198V263H197ZM203 264H204V263H203ZM228 264H229V263H228ZM240 264H241V263H240ZM263 264H264V263H263Z\"/></svg>",
	"mask_w": 264,
	"mask_h": 264
}]
</instances>
